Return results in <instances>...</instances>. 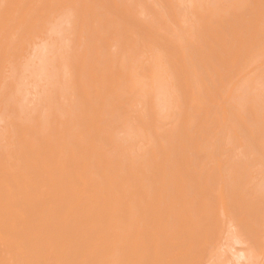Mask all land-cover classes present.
I'll return each instance as SVG.
<instances>
[{"label":"bare ground","instance_id":"6f19581e","mask_svg":"<svg viewBox=\"0 0 264 264\" xmlns=\"http://www.w3.org/2000/svg\"><path fill=\"white\" fill-rule=\"evenodd\" d=\"M6 1H8V0H6ZM76 1L77 2H72V3H75L74 4L75 7H74L73 4H71V1H68V2L66 0L62 1L63 3L66 2V4H69V9H67V10L73 9L72 11L75 13L76 11H74V9L77 7L76 8L77 9L76 13H78L77 16L74 13L71 14V16L69 15L70 16V18H69V16L66 14L67 12H66L65 14L68 17L65 18L66 16H64L65 20H64L63 17H62V19L64 20V22L67 19L68 23H70L71 21H69V20H71L72 15H75L74 16L75 18L72 17V19L74 20L77 17L76 20L78 22L75 21V20L74 21L72 20L73 22L71 23V26H73L72 24L75 25L74 22L79 23V25L76 24L77 29L79 31L83 30L84 32H86L87 36L84 33H82V32H79L78 34L80 35V33H81V35L82 34L83 35L82 36L81 35L78 36V34L75 33V31H74L75 28H73L71 26H69V27L67 26L66 29H68V28L72 29L73 28L74 30L73 29L72 30L74 31V34L72 33L73 31L70 30V29H68V31L70 30L71 34L68 33L67 30H65V31L69 35L64 33L65 31L63 33L65 35H67V36H71L73 38L72 41L75 40V42H73L74 44L72 43L73 44L72 48L69 47V49L70 48L73 49L74 45L78 46V44H79L78 41H80V43L83 41L82 43H84L85 39L89 38L88 40L86 39V42L82 45L83 48L81 47L82 43L79 44L80 47L78 46V48H81L80 51H78V49L76 50L77 47H74V48H75V52L76 51H78L76 53L80 52L81 56L83 54H85V55L87 53L89 54L90 49H91L90 59H93V58L94 59L91 61V60L87 59L86 56L84 55L85 58L81 57V59L79 60V58H80L79 57L80 55H79V56H77V57H79V58H77L80 61L79 62V61H77L76 56H75L77 54H75L73 50L71 51V49H70L71 52L70 51L69 52L72 53V54L70 55V58L68 57L69 58L68 59L64 55V52H65V54H67L66 53L67 51L64 50V52H62V48H61V53H63V54L58 53L59 52L58 50H60V49H58V45H56L58 42L56 43L55 41H52V40L59 39V38H54V39H51V41H52V45L56 43L54 45V46H56L55 47L56 49L53 46L51 51L53 49L55 51L58 49L56 53H58V55H59V60H61L65 56L64 57V61L65 60L67 61V59H68L67 65H68V63L70 64L68 66L69 68L72 65H74L75 62H78L77 67H79L80 63L81 64H84V63L87 64L88 61H91L88 64H90V63L93 64V65L95 64L94 65L95 67L97 66L96 65V63H97L98 64V66H97L98 69H100V66H101V68H103V70H99V72L102 71V72H100V73H102V75H104L105 66L108 65V64H106V65H103V64H105L107 61L111 62V63L113 61H115L116 63H118L117 65H122V66H120L121 68L118 66V70L119 71L121 70L120 72L123 71L122 73H123L124 76L121 75V77H124L127 80V77H128L127 73L129 72L128 66H129V63H131L130 61L136 60V58L139 57V56H140V58L142 56L141 59L145 58V57H143V55H140V52L142 53V50L141 51L140 50L137 51L138 48L136 49L135 47H137V46H142V47L144 46L145 47V45H143V44L139 45V44H141V43H143V41L145 42L147 40V42H145V43H148L149 45L152 46L150 50L153 49L152 50L153 51L152 52L153 57L151 56L152 59H155V58H157V60L159 59L158 63L155 61L157 64L154 61H151L150 63L154 62L153 65L156 64V65L161 66L159 68V70H158L157 69L158 66L155 65L156 66L155 67L156 68V72L154 70V73H156L158 75L159 73H161L163 71L161 73L162 75L161 74L158 75V76H161V78L160 77L159 78L156 77L157 75L155 76V75H153V72H151V74H152L151 76L152 77L148 74V76L151 77L150 79L153 80L155 78L154 79L155 81H157V80L159 81V79H161L160 80V82H161V81H164L165 80L164 79L165 76L168 75V78H170V80L167 79V77H166V80L167 81L169 80V82L167 83L166 80H165L164 83L165 84L167 83L169 86L167 87L165 84H164L165 86H163V85L161 86V83L163 84V82H161V83L158 82L160 84L158 86H161V88H163L162 90L160 89V91H163V92L165 91L166 93L169 92L168 95L171 96V100H172L173 97H174L173 98L174 101H175V99L178 100V101L182 100V102L180 101V102H177L178 104L176 103V108H179V106H181L182 103H185L183 101V99H186L185 101L187 103V100L190 97V99L192 98L193 100L192 99H191V101H190V99L188 100V103L190 101L189 105H192V104L196 105V103L192 102V101L195 100L196 102H199L197 104L198 105L200 104L199 106H201V107H199L198 105H196V106L201 108L202 110H200V111H203V112L202 113L198 112L199 115L195 114L196 117H194V114H192V113L194 112L193 111L194 108H196L195 105H194L195 107L192 105L194 108L191 107L193 109L191 111H193V112L190 111L191 108H188V106H189V105H187L188 103L187 104L185 103V106L187 105V108L186 107H185V109L183 108L185 112H182L183 110L181 111L180 108H179V110H180L179 113L180 114L183 113L182 115L185 116V121L182 118V115H180V118L183 119V120L180 119L181 120L180 121L181 124L177 123L174 120H172V121L175 122L176 126L178 124L181 125V126L183 124L186 125L184 127L182 126V128L186 127L189 130L187 132L185 131L186 133L183 131L182 132L183 134H182L179 131H177V128L175 129L173 127L175 129V132H179L181 135L180 134L177 135L178 133L177 134L174 133L173 128H172V131H173L174 135L173 134L171 135V133H169L170 134L169 135L168 134L169 129H167L166 127H165V129L162 128L163 129V133H164L165 130H168L167 132L165 131V133L168 134L166 140L169 141V142H167L168 143L167 145H166V141H164V144H162L163 141L161 139L164 138V137H162L163 133H161L162 135L160 136L159 135L160 132L158 134L156 128H155V130L150 132L151 128H153L151 125L154 126V125L158 124L157 127L159 125H161V127L162 126L164 127V125L166 126V122H165V124H161V119H160V123H157V122L153 121V118L154 119L158 118V117H156V114H155L156 111H158L157 114H160L159 112L163 111L164 107H165V110L163 111V113H165V115H167L168 111L170 110V109H167V108H169L171 106H170V104H168L169 107L165 106V103L168 101L167 97H164L165 100L162 99V97L159 98L160 94H158V91H159L160 87L158 88L156 86L157 84L154 82V80H153V82L156 85H154L151 82L152 83V84H150L151 87L149 86V82L146 83V85L148 84L147 85L148 87H146V85H144L145 83H143V82H145V79H147V77H146L147 73L146 72L149 73L148 70L150 69V66H151V68L154 69V67H152V64L148 63L151 59H150L149 55L147 54L148 57H147V59L146 58L145 59L148 60L147 63L150 64V65H148L149 69L147 67H145L144 69H147L145 72L142 69V74H143V72H144V74L145 73L146 74L145 75L143 74L144 76L138 77L140 80H141V78L144 77L143 78L144 80L142 79L143 82H141L142 84L140 86V87H143L142 88L143 90L141 88L140 89H136V90L134 89L135 92L132 91V92H134V94L132 96H133V99H134L139 94V93L135 94L137 90L138 91L141 90V92L143 91V93H141L139 91L140 94H143V95H145L148 92L146 94L148 97L150 96L148 94L152 95V93L153 94L155 93L154 99H153V96L152 97L150 96V98L152 100L151 104L153 103V107H151V111L149 110L151 113L152 112L154 113L153 110L155 109V113L154 114L152 113L153 117H151V113H147L149 108H146L145 111L147 110L146 111L147 115L149 114L150 117L152 118V119H150L152 124L150 123L149 124L150 126H148L147 125L148 123L146 122L147 124L143 125V124H140L141 122L139 120H136L137 123H139V125H141V127H142V125L146 126V127H143L142 131L140 129V132H137L139 129L138 130L136 129L137 131H135V133H138V135H145L144 137H147V139H148V137H150L151 140H152V137L154 135L156 136V134H158L162 138L159 140L158 139V137H159L158 135H157L156 138L161 142L160 145H163V146L159 145L160 142H158V140L155 139V137H153V138L158 143L157 144L155 142L156 145L154 144V141L151 142V143L154 144V145H152L150 143L149 139H148L150 144L148 143V141L146 143H148L150 145V147L148 146V148L145 149V150H148L149 148L151 149L152 146L154 147V146H158L159 145L158 147H156L158 149H155V150L153 149L154 153L156 155H155V157H153L154 153H153L152 156H149L150 154H148L150 159L146 157V160L149 159L150 160V161L148 160L149 163H148V161L145 160V157H143L142 159H144L146 164L142 160L141 161L143 163H140L141 161L139 160L140 162H138V163H140V164H138V165H137V162L134 164V162L132 161L134 159V156H133V158L131 160V156L133 154L130 151L127 150V152L130 154V156H129L130 158H128V156H127V158H128V160H130V162L132 161V164L129 163L131 166H129L127 164V166H129V168L128 167L127 168H128V170L129 169L130 170L126 171L124 169V171H125L124 172V171L119 169V167L120 166L122 167V165L124 163L123 157H122L123 155L121 156L120 151L122 153H124V155H127L125 153V151H123V150H126V149H123L124 148L122 146L123 143H122V145L121 144L118 145V143H121L120 141L122 139H123L122 142H124V143L126 141H129V140L124 141L127 137L126 138H123V137L121 138V136H120L121 134L119 135L120 132L118 131L117 133H118V136H120V137H118V141L119 142L117 143V146H116L115 145L116 143L114 141H111V140L115 139L117 134L113 136V135H111L110 131L112 132V130H113V132H114V129H115V125L113 124L114 122L116 123V127H117V124H120L119 120H121V118H122L121 116L122 115L119 114L118 111L120 109H122L123 104L125 103L124 102V97H122V96H125L126 93H127L128 97L127 96L126 97L127 98H131V95L129 94L130 95V97H129L128 91L126 92V91L123 90V89L128 88V86L125 85L126 87L123 88V86L120 85V84H123L121 82L123 81L124 78H121L118 75H117V77H118L117 78L114 75V74H118V72H119L117 70V67H113L114 69H116L117 72L113 69V72H116V73L112 74V76H110V74L113 73V72H111V73L107 72L109 77H108V75H105L106 76L105 79H108V81L110 82L111 81L110 77L111 78L113 77L112 81L113 80L114 81L115 80L118 81V79L121 78L122 81L119 82L120 81L119 80L118 81L119 84L116 85V83H114V85H115V87L118 86L117 88L121 87L120 89L122 91L120 89L118 90L117 88H114V90H113V87H112L111 92H110V88L109 89L105 88L106 86H108V87L112 86V84H109L108 82H106V84H105V81H107V80L103 79L105 81L102 80L103 82H100L101 85L99 86L100 83L98 84L99 79H97V77L98 76L100 77L101 74L98 73L96 75V73L98 72L97 71L98 69L96 70V68L93 65L90 64L91 66H93V68L91 67L93 69L92 75L94 73V69L96 70L95 74L93 75L94 77L92 75H90L91 74L90 73V69L91 68L89 67V65H86V66H88L87 68H89V69H87L85 67V64L82 65V67L86 68L89 71V76H91V78L93 77L95 79H90V77L87 78L88 72H85V73L82 72V70H84V69H81L82 67L80 68V70H81V72L84 75L82 73H81V75L85 76V74H86L87 75L86 77H81V75L78 72H76L77 70L79 71V68L77 69V67H76L75 69H77V70H73L72 68L75 67V66H73L70 69H72L71 70L72 71L71 72L72 75H74L73 71H75L76 75L78 73V75H77L78 77L80 75L81 78L85 79V81H83V79H81L84 82V84L85 83L87 84V82L90 83V81L92 80V83L87 84V85H92L93 84V87H94L96 82L98 84L97 85L98 87H101L102 83L104 85H106V86H104V88L102 87L103 90H102V88H97V87H94V88L100 89L103 92V95H104V93L106 95L110 94L108 97L111 100H113L117 96L119 97V95L122 94L121 97L123 98L122 99L123 102H122V100H120L121 97L118 98L123 103V104L121 103L122 106L119 105V103H120L119 100L116 99V103L114 101L115 99L113 100L114 104H117V102H119L117 107L119 106L120 108H118V110H115L117 107H116V105H114V107H116L115 109L113 108V110H115V112H112V114L114 113L116 117L120 116L119 120H116L117 118H115L114 114H113L114 117L110 116L112 114H111L109 108L112 107L113 105H111V103L108 102V100L102 99L103 96L97 97V94H98V92L100 90L99 91L97 90L98 92L96 91L97 94L95 92L96 95L92 94V98L94 96V100L96 99L95 97L100 98V100L97 99L98 102L96 103L97 100L94 101V100H91L92 98H90L91 93L94 92L95 89L92 87L93 90L91 92V89L89 90V88H91V86L90 87L88 86L89 88L87 87L88 88L87 90H89L88 92H91V93H88V92H86L87 91L86 88L85 89L83 88V87H86L87 85L83 86L84 84L82 83V81L80 79L77 80V78H78L77 76H75V75L73 76V77L76 78V80H75V78L73 79V77L70 78L69 74H67L68 72H70L69 69L67 68V65H65V66L63 65V64H66V61L64 63L63 60H61L62 63H63V64L61 63L62 65L59 64L57 61H55V63L57 62L59 65L62 66L61 67V66H59L57 64L58 67H61L63 69L62 70L60 68L59 71L62 70L61 71L62 73H63V71L66 72L65 73L66 79H64V73H63V75H60L61 72H60V74H59V72H55V71H58V70H56L57 66L54 65L55 68L53 67V64H55L54 63V59L50 60L52 57L56 58L55 57L56 53L51 54L54 51L51 52V53H49L50 51L47 52V53H49L51 55L49 57V55H47V54L45 56H43L44 52L41 51L43 53V54H41L43 56V58L40 55L41 58L38 57V59H44V57L47 56L44 61L45 62L47 61L46 64L48 66H50L48 63H51V66H52V68H50L49 72H48L46 69H48L49 67L42 61V63H44L46 65L45 66L43 64L44 65V67H43L44 70L43 71H46V73L48 72L50 74H52V72H53V74L55 73L54 75L53 74L50 75V74L47 73V76L49 75L50 77L56 78V80H57V78H59V80H60L61 77H62L63 80H66V81H68L69 78L71 80H73V81L75 80V83L74 82L71 83L72 87H70L71 86L70 85L71 81H69V84H66L65 90H67L69 88H71V89L74 88L73 87L74 85L75 86L78 85V88L75 87V89H73L74 91H77V92H75V94H73L71 92V91H73L71 89L67 90V91H69V93H71V94H69V96H68V94L66 95V93H68V92L64 93L66 96H63V97H66L65 98V100L67 102L66 103L65 100L61 101L60 97L58 96V94L62 91V87L63 86L62 87L60 86L61 87L60 88L61 91H59L58 94L56 93L57 95L55 94L57 97H55V95H53L54 97L51 96L54 93L55 90H57V89L59 90V85L60 84L61 85L63 84L64 87H65L64 82L66 83V81H63L61 79L63 81V83L60 80L59 82H61V83L59 84V82L58 83L57 82H53V81H55L53 78L49 79L50 77H48V80H50V81H48L49 83L47 82L48 83V85L46 84L47 86L45 84L41 85V83H40L39 86H36L34 84V86H33L34 91H33V89H30L33 92H35V86L38 87V88L40 86H41V88H42V86L43 87L46 86L45 90H41V91H43L42 95H44L45 97L48 96L47 94H49L46 89H48V90L51 89L52 90V88H53V91L51 92L52 94H49V96L52 97V99H51L52 103L50 102L51 104L47 102V101L50 100V98H49V100H47V98H44V96H42L41 94L40 95L42 97L38 95L40 97L39 98L40 100H38L37 97H35L36 98L35 100L36 101L38 100L36 102V105H37V103L40 105L39 102L44 100V99H46L47 101L46 102H42V103L44 105H45V103H48V106H49V107L47 106L49 111L46 114L44 112V109L45 108L47 109V107L43 108V106H44L43 104L41 105L42 106L41 108H43V110L42 109H41V111L39 110L40 112L39 111L38 112L34 111L35 114L39 113L40 116H38V114H36L37 117H33L34 114H32L33 115L32 117L34 118V120L35 119L37 120L35 125H37L36 127H38V130H36L35 125H33L34 123L33 124H27V122H24L28 126L29 125L30 126L33 125L35 127V129L33 127H30V128L27 127L26 128L24 126V123L22 122L23 126L26 129L24 127H22V125H20V127H19V125H18V127H14V128H17V132L20 129H22L21 130L22 132H23L24 129L25 130H24V134L21 135L19 133L20 137L18 139L16 138L15 139L16 141H13L14 142L13 145H12L11 141H10L11 143L10 142L9 143H5V142H8V141H5L4 142L6 144V146H5L4 143L0 140L1 143H3L1 145L2 146L4 145V148H7V146H9L10 148H11V146L14 147L15 146V142H16V145L18 143L17 147H19V143H22L21 145L23 146V147H21V145H20L19 150L16 149L15 147L12 148V149H6V150H11V151H9L10 153L8 152V153H6V155H4L5 153H3V151L5 149L2 146H0V150L4 149L3 151H0L1 152L0 153V169H1L0 172H2L4 174L7 172L6 176L8 175L6 178L0 177V178H2L0 180V204H1L0 207L2 208V209L0 208L1 209L0 210V213H1L0 214V219L3 220V221L5 219V221L3 222V225H2V223H0V264H213L215 262L214 259H216V262H217L218 259L219 260L221 259L222 253L224 254V253H230V252L234 256L235 259L233 261L236 260L235 261V262H237L236 264H264V113H263V115L261 114L262 113L261 110L263 109V107L261 106L262 109L261 108L259 109V107H258V104L261 105L260 103H262V102L259 103L258 101H260V98L262 97L261 96V92L264 95V92L262 91L264 89V87H262L263 89L259 87V91H260V89H262L260 92L258 91L260 93V95H259L260 98H258L259 99L258 101L256 100V101L253 102L254 106H252V107H250V105H249V107H246V106H248V104H246V105L244 104V106H243V102L244 101L242 102V101L239 100L240 103H242L241 107H243V108H240L241 110L243 109L241 111L240 109L238 110V107H240V105H239V103H237V101L235 102V104L232 101H230L229 103H225L226 101L232 100L231 98L229 99L231 93H230V91H228L231 88L228 85H230L232 83H228V82H231L233 80V78H232L233 76H232L231 77L232 79L230 78L231 80L229 79V81L226 82L228 79L225 80L226 79L225 76H227L228 78H229V76H231V73L229 71L235 72V74H236V72L238 70L240 71L243 68L245 69L246 66H249V60L252 59V57H254L253 61L255 60L254 62L257 64L258 63L257 62L258 58H261L262 53H264L263 52L264 50H262L263 47H264V2H263L264 0H261V1L256 0V2H255V0L254 1L253 0H236V1L235 0H227V1L226 0H219V1L217 0L218 3H216V2L212 3V4H215V6L213 5L211 7V5H209V7H210L209 9L210 10L207 8L208 4L211 2L210 0H209V3L207 2L208 0H190V1H192L191 4L188 2V5L190 4L189 5L190 7L187 5V2H185L187 0H185V1L184 0H175V1L174 0H170L171 1V5H173V6L175 4H177L176 2H178L179 5L177 4V6H179V8L182 7L184 9L186 7L182 11L180 9V11H181V13L185 12V11L187 12V13H185V16H187L186 18H188L187 19L188 21H186V20H185V22H184V20H182V21L187 25L188 28H189V25H190V27H192V26L194 27V25L195 26L197 25L196 27H194V29L191 30V28H190V30H189L187 27H185L186 25H184V23H181L182 25H179V26H182L181 28H183V27H185V29L187 28V30H182L183 32L180 31L183 34L179 33V35L182 34L183 37H181V35L180 36L179 35L176 36V32L171 28L172 26L170 27L168 25L170 32H165V33H164L162 28H159L160 24L163 23V25H164V23H166L165 11L162 10V11H164V14H162L163 12H161V10H160L161 7L160 6L162 5V9H167L166 11H168V7L171 6V5L167 6V4L170 3L169 0H166L167 4H166V2L164 3L163 0H162V2L159 1V3H158V0H79V3H78V0H76ZM1 2H3L2 3L3 5L0 4L1 7L6 5L3 8L4 9L5 8L6 9L9 8L8 10H10V11L12 9L13 12L15 11L13 9L16 8L17 4L18 5L21 4V0H20V2L17 0L18 3L15 2L16 6L12 5L14 1L11 2V0H10V2L8 1L6 3H4L3 0H1ZM41 2L43 4V3H45V0H43ZM53 2H56V0L55 1L53 0ZM62 2H61V4H62ZM174 2H175V4H174ZM225 2H227V3L225 4ZM8 3H10V4H8ZM38 3H39V1H38ZM51 3H52V1H50V3H49V0H48L45 4L47 6V5L51 4ZM180 3L185 4V7H183L184 5L180 6L181 5ZM23 4L26 5V4H28V2H26V4L25 3H23ZM45 4H44V11L46 10ZM52 4H55V3H52ZM193 4H194V7H193ZM29 5H31L30 7H32V4H29ZM29 5L27 6V9L29 8ZM35 5L33 7L34 9L33 8H30V9L33 10V11L36 10V11H34V15L37 14L38 12L41 14L42 12H40V9L42 11L43 7L40 6L41 8H39L38 7L39 5H37L36 7H38V9H39V10H37V8H35ZM51 5H49V6L53 7ZM63 5L64 4H62V6ZM21 6L23 7L22 4H21ZM49 6H47V7H48V9L51 10V8H49ZM70 6L71 7L73 6V8L70 9ZM157 6H159L160 8H157ZM165 6H166V8H164ZM173 6L169 7V8L170 9L172 8L173 10H174V8H175V10H179V8L176 5H175V7H173ZM60 7L61 6H59L58 8H60ZM187 7H189V8L193 7L194 9L197 8V11L199 9L198 13H197V11L195 13L197 15H199L200 11H201V14L203 12V14H202L203 16L199 15L197 17L195 15L197 18L195 17L196 20L192 21L194 17L188 16L190 11L187 9ZM62 8H61V10H62ZM2 9H0V10H2ZM4 9L2 11L8 12V10H4ZM18 9H20V8H18ZM54 9H56V7ZM65 9H66V7H65ZM25 10H26V8H25ZM25 10L24 11H19L18 10L19 12H22V13L24 12L23 13L24 15L23 14L20 15L19 12H17V10L15 11V13H12V11L8 12V13L13 14V16H11L10 14H8V15H10V16H8L7 13H5V12L4 13L0 12V31L4 32V30H6V32H8V33H5L4 36H2V38L4 37L3 42L2 41H0V42H2L3 44L5 43V45H6V43L7 44L11 43L13 41V39H14L13 37H14L15 32L17 31V33H16V35H17L18 31L20 30V29L16 30V28H19V27L22 28L21 24H20L21 20L23 21L24 18H25V20H27L26 18H28V17H26V16H29L30 12H31L30 14H32V16H33V13H32L33 11H30V10L25 11ZM61 10L59 11V13L61 12ZM173 10L169 11L172 14L170 16L172 17V16H174L173 14H175V16H174L175 18H172V19H176V17H179L178 14H180V13H178V11H173ZM28 11H30V12H28ZM205 11H207V12H205ZM26 12L28 13V15H27ZM46 12H47V10H46ZM46 12L44 14L42 13V15H44V16H41V15L37 14V15L41 16V17H39V16L36 15L38 17V19H35V17L33 16L34 19H35V20H33V17L31 16L30 18H28L27 21L30 23L31 19H32L33 23L31 22L32 23L31 26H33V24H35L34 21L37 20V23H38L39 18L41 19L42 17H45L48 13L52 14V12H50V11H48L47 14H46ZM64 12L65 11H63V13L62 12L61 13L64 14ZM175 12H177L178 14L175 13ZM227 12L228 13L230 12V13L226 14ZM16 13H17V15L15 16ZM53 13H55V12H53ZM61 13H60V15H62ZM140 14H144V17H145V15H147L148 16L147 19L149 18V21L146 22V18H145V21H144L143 18H142L143 21H141V19L139 18ZM176 14L178 16H176ZM48 16L49 15H47V21L45 23L48 22V18H49ZM170 16L168 15L169 19L171 20ZM181 16H183V15H181ZM192 16H194V14H192ZM58 17H59V15H57V19H58ZM141 17H142V15H141ZM164 17H165V19H164ZM200 17H202V18H200ZM205 17H207V18H205ZM68 18H69V20H68ZM179 18H181V17H179ZM191 18H192V20H191L192 23L189 21ZM209 18H211V19H209ZM52 19L53 18L51 16L50 19H49V22ZM54 19H56V18L54 17ZM199 19L201 21H199ZM208 19L211 20L213 23L218 22L221 27L223 26V29H221V30H224V28H225V31H220L221 27L218 24H216L217 27L214 26V27H216L215 29H212L211 28V26H213V25H211L212 22L210 21L211 24H208ZM215 19L216 20L217 19L218 20L221 19V20L220 21H218V20L215 21ZM169 21H167V22H169ZM174 21L178 22L179 19H176ZM4 22L9 24V25L5 26ZM23 22L26 23V21H23ZM53 22L54 23H51L53 25L58 23V22L55 23V20ZM153 22H156V24H158V28H156L157 26H155L153 24ZM157 22H160V24L157 23ZM187 22H189V23H187ZM195 22L197 24H194ZM17 23H18L19 26L17 25ZM173 23H176V22H173ZM206 24L208 26H206ZM231 24H232V27L230 26ZM16 25L18 27H15ZM35 25H34V27H36ZM61 25H62V27L65 26L64 24H61ZM163 25H162V27H163ZM38 26H42V25L38 24ZM44 26L45 27L48 26V28H50L49 25L45 24ZM44 26H42V27H44ZM164 27L167 28V26H164ZM44 28H42V30ZM166 28H165V30L167 31L168 28L167 29ZM229 28L231 29V31L227 32V31L230 30ZM156 29H158V30H156ZM161 29L163 31L161 33H163V35L165 34L164 36L162 35L163 38L161 36V33H160L161 37L158 36L159 35L158 32L161 31ZM227 29H229V30H227ZM37 30H39V29H37ZM52 30H54V29H52ZM13 31H14V33H13ZM60 31H62V30L60 29ZM154 31H156V32L158 31L157 32L158 35H156ZM35 32L38 33L37 31H34V34H35ZM152 32H153V38H152V40L150 39L148 41L149 38H148L147 35H151ZM173 32H175L174 33L175 37L173 36L174 38L172 36H170V33L172 34ZM166 33H168V36H170L169 38L172 37L171 38L172 40H167V38H164V37H166ZM32 34L30 33V35H31L30 37L31 38H33ZM50 34H51V32H50ZM57 34H59V33L57 32ZM75 34H77L76 37H75ZM2 35H3V33H2ZM53 35H54V37L56 36V34H53ZM48 36H50V35H48ZM48 36H47V39H48ZM67 36H65V38H67ZM142 36L143 37L146 36V40H145V38H143V41L141 42ZM156 36H158V37L156 38ZM21 37H23V36H21ZM77 37H78V39H77ZM81 37H82V39H79ZM83 37H86V38L83 39ZM177 37H179V38H177ZM0 38H1V36H0ZM24 39L25 38H23L22 40H24ZM27 39H30V38H27ZM69 39H71V38H69ZM173 39H175L177 42L174 41ZM16 40H15V42H17ZM66 40H68V39H66ZM194 40H196V41H194ZM76 41H77V43H76ZM20 42H23V41H20ZM20 42L18 44H20ZM27 42H28L27 40L24 41V43H27ZM64 42H66V41H64ZM152 42H153V44H152ZM180 42H183L182 44L184 46L182 45V47H181V45L179 44ZM49 43L51 44L50 41H49ZM49 43H47V44L49 45ZM69 43H71V42L68 40L67 44H69ZM154 43L158 44L159 47H155ZM14 44L12 43V45H14ZM27 44H29V43H27ZM32 44H34V43H32ZM204 44H206V46H203ZM107 45L108 46L110 45L111 47L114 46V47L111 48V47H108ZM11 46H9V47H11ZM24 46L25 45H23L22 47L25 48ZM102 46H103V48H105L104 51H107L108 50L107 48H109L110 51H108V52H110V53L107 54V52H104V53H106V55H105L103 52H101V51H103ZM132 46H133L132 50H133V52H135V54L134 53H132V54L130 53L131 52L130 47H132ZM175 46H178L179 49L176 48ZM14 47H15V45H14ZM33 47H34V45H33ZM63 47L65 48V46H63ZM115 47H116V51H115ZM127 47H129V48L127 49ZM160 47H163L164 49H162ZM26 48H28V47H26ZM36 48L38 50L40 49V48L36 47V45H35L34 49H36ZM48 48L50 49V46ZM66 48H67V46H66ZM156 48H157V50H156ZM1 49H0L1 54H2V51L4 52V54L3 55L0 54L1 55L0 57L4 58V57H6V56H4L5 55V51L8 50V48L6 50L3 49L2 51H1ZM99 49L100 50L102 49L100 51L101 53H103V54H101V56H98ZM165 49L169 50V51L166 50V52L169 55L172 53V50L173 51L176 50L175 53H177V54H174V52H173V54L175 56L177 55L178 57L177 56L173 57V54H171L170 55V56H172L171 60L174 58V61L176 62V60H178V58H179V61L185 63L184 68L186 67L187 71L189 73L186 71V69L184 70L182 68V66H181V68L185 72H187V74L191 75V78L192 77L193 78L190 79V80H187L188 77H190V76L189 75H185L186 73L184 74L183 70H182L183 72L181 70H180L181 72L179 71L180 74L182 73L181 76L179 74H176V78L178 77L177 75H179L180 78L182 76L183 77L184 76L185 77L188 76V77H186V81L183 80L181 82L182 78L181 79L177 78V79L182 84V87H184L183 85H186V87L188 88L189 85L192 83L193 87L191 88V85H190V87H189L190 89L188 88V91L192 90V91H190L191 94L189 92L187 93V88L186 87H185L186 88V90H185V88L183 89L181 86H178V85H181V84H179L178 81H177L178 83L175 82V85H172L173 81H174V79H172V78L173 77L175 78V75H174L175 73L171 72L172 71L171 68L173 66H175L174 71H175L176 68L178 70V69H180L179 67L182 64L180 62V65L177 64L178 65L177 66L175 64V65L171 66V68H170V64L168 63V60L170 59V56L169 55H167V56L164 55L165 53H163V52H165V51H163V50H165ZM11 50H12V48H11ZM45 50H47V49H45ZM96 50H98V51L96 52ZM113 50L115 51V53H114ZM144 50H146L148 52L146 47L144 48ZM260 50H262V51H260ZM23 51L26 52V49L22 50L21 52L23 53ZM87 51H89V52H87ZM92 51H94V52H92ZM112 51H113V53H111ZM36 52H37V50H36ZM137 52H139V54ZM180 52H181V54H180ZM253 52L257 56L258 55H261V56H259L257 58V56ZM13 53H16V51H14ZM70 53H68V55ZM91 53H95L96 57H95V54H94V57H91L92 56ZM27 54L29 55V53H27ZM37 54L38 53H35V58H36ZM60 54H61V57L63 55L62 58H60ZM152 54H150V55H152ZM179 54L181 55L180 57H179ZM13 55L16 56V54H13ZM147 55L145 54V56H147ZM97 56L100 57V58H103V59H100L97 62V59H98ZM168 56H169V58H168ZM249 56H252V57L249 60H246V62L248 63V64H246L245 60L243 61L242 58L248 59ZM11 57H12V54H11ZM11 57H9V58H11ZM48 57H49V59H48ZM87 57H89V55H87ZM9 58L7 59L8 60L7 63L9 62ZM27 58H28V56H27ZM65 58H67V59H65ZM104 58H105V60H104ZM262 58H264V57L262 56ZM18 59H20V58H18ZM22 59H25V58H22ZM70 59L74 60L73 64L70 62L71 61ZM83 59L84 60L87 59V61L85 60V62H84V61H82ZM0 60H2V59H0ZM28 60L29 59H27V61ZM35 60H37V59H35ZM94 60H96V63H95ZM103 60H104V62L102 64V62H100V61H103ZM171 60L169 62H173ZM236 60H238V61H236ZM261 60H263V59H261ZM5 61H6V59H5ZM12 61L13 60H11V63H12ZM48 61H50V62H48ZM165 61L167 63H165ZM179 61H177V63ZM234 61L236 62V66H237V63L239 61H243V62H240L241 65H240V63H238V66L236 67ZM23 62H25V61H23ZM29 62H30V60H29ZM38 62H41V61L38 60ZM52 62H53V64H52ZM115 62H113L114 64L112 63V66L116 65ZM143 62L141 61L142 64H144ZM254 62H252V63L255 65ZM261 62L264 63L263 61H261ZM261 62H259V63H261ZM16 63H17V61H16ZM111 63H109L108 66L112 67ZM138 63L139 62H136V65H138ZM147 63L145 62V64H147ZM161 63L165 64L164 65L165 67ZM242 63L243 64L245 63L244 66L245 65L246 66L244 67ZM252 63H251V65H252ZM12 64L14 65V63H12ZM24 64H26V63H24ZM24 64L22 63L23 66H24ZM34 65H37V62L34 61ZM34 65H33V67H36ZM166 65H168V67H166ZM239 65L243 66V67L239 68L240 67ZM259 65H260L259 67H260V71H261L262 70L261 67L263 65L262 64H259ZM2 66L4 67L6 65L4 64ZM28 66H31V63L28 64ZM38 66H39V63H38ZM63 66L66 67V68H64ZM130 66H131V64H130ZM6 67H9V66H6ZM16 67L17 66H15V68ZM45 67H46V69H45ZM162 67L165 68V69H162ZM224 67L225 68L228 67L229 70H227V72H226L227 75L225 74V76H224L225 79H221V77L225 73L224 72L225 71ZM251 67H249V68H251ZM255 67H257V66H255ZM10 68L13 69V72H15V70H14V68H12V66ZM10 68H8V69H10ZM167 68H169L171 71L170 70L168 71ZM222 68L224 70L223 72H221ZM235 68H237L236 69L237 71L236 70L232 71ZM18 69H17V71H18ZM34 69L35 68H33V70H32L31 67H29V71L32 72V73H33V71L36 72V70H34ZM38 69H39V67H38ZM64 69H68V70L65 71ZM110 69L108 68L107 70L109 71ZM256 69H259V68L257 67ZM256 69H254V70L251 69V70L255 72ZM27 70L26 69L24 70L25 74L29 73V71L27 72ZM139 70L140 69L138 68L137 71H139ZM177 70L175 72L178 73ZM263 70H264V68H263ZM4 71L5 70L3 69L2 76H0L2 78H3V75L6 74V73H4ZM19 71H21V69ZM111 71H112V69H111ZM130 71H131V68H130ZM166 71H168V72H166ZM239 71L237 72L238 74L242 73V71H244V70H241V72H239ZM252 71H249V72L251 73ZM257 71L260 74V71L259 70H257ZM11 72L12 71L9 72V75H11L10 74ZM22 72H23V70H22ZM157 72H159V73H157ZM197 72H200V73H197ZM215 72H217L218 75L215 74ZM228 72H229L230 75H228ZM16 73H18V72H16ZM24 73H23L22 77L23 78L25 77V79H26V76H24L25 75ZM37 73H38V71H37ZM43 73H44V75L46 74L45 72H43ZM124 73L127 74L126 77H125ZM135 73L133 74V76H135ZM169 73H171V76H170ZM263 73H264V71H263ZM38 74H40V73H38ZM56 74L59 75V76L57 77ZM235 74H234V78L239 77L238 74L237 75H235ZM261 74H262V72H261ZM6 75L8 76V74H6ZM29 75H30V73L27 76H29ZM102 75L100 77L101 79H102ZM113 75L115 76V79H114ZM163 75H165V76H163ZM246 75H249V74H246ZM246 75H245V77H246ZM263 75H262V77H264ZM12 76L14 77V75H12ZM15 76H17V75H15ZM47 76H45V77H47ZM105 76H103V78ZM136 76H138V75H136ZM243 76H244V74H243ZM34 77H35V81H36V79H37L36 75ZM42 77H43V75H42ZM67 77H69V78L67 79ZM130 77H132V71L130 73ZM185 77L183 79H185ZM196 77H200V79L202 78L203 81L205 80L204 83H203V81L200 82L199 78H196ZM213 77H216V78L220 77V79H219V82L221 81L220 85L222 84L223 80L226 82V84L228 83V85H226L225 82L223 81L224 82V85H223L224 91L226 89V87H224L225 85L229 88L226 91V95L228 93H230L228 96H226V95H224L222 93V95L224 96L223 97L220 94V90H221L220 87L222 85L219 86V82H218V79H217L216 80V84H218L220 89L217 88L218 86H216L215 81H214L215 78L213 79ZM224 77H222V78H224ZM260 77L261 76L257 77V76L253 75V79H252V77H251V79L254 80V78L256 79V78H260ZM4 78H6V77H4ZM7 78H6L5 81H7V80L9 81V78H12V77H9L8 79ZM20 78L21 77H18V78L15 77V79H17V80H19ZM241 78L242 77H240V79ZM25 79H24V81H26L28 79H31V77H29V78L27 77V79L26 80ZM101 79H100V81H101ZM244 79L245 78H243V80ZM246 79H249V78H246ZM2 80H4V79H2ZM21 80H22V82H20V83H22V84L18 85L19 90L17 89L18 90L17 93L20 92L21 96H22V94L25 93L26 89L21 90L20 86L24 85L23 84V79H21ZM21 80H19V81H21ZM37 80L38 81L40 80V82L42 81L41 79H37ZM51 80H53V81H51ZM140 80H137V81H140ZM238 80H239V78H238ZM238 80H237V83H238ZM243 80H242L243 83L246 82V80L245 81H243ZM257 80H255V82ZM260 80L263 81L264 79L262 80V78H261ZM1 81H0V84L3 87L4 83L2 84ZM12 81H13V79H12ZM77 81H79V83ZM189 81H192V82L191 83H187ZM126 82H128V80L124 81V84ZM242 82H241V80H239V84L241 83V85H242ZM249 82L248 83L251 84V80ZM10 83H11V81H10ZM30 83H31V81H30ZM30 83H29V85H30ZM51 83L53 85L55 84V86H56V84H58L56 89L54 88V86L51 85ZM111 83H113V82H111ZM130 83H132V82H130ZM138 83H140V82H138ZM246 83H244V84H246ZM258 83H262V82H258ZM258 83H257V85H258ZM12 84L14 85L15 83H12ZM17 84H19V83H17ZM27 84H26V86H27ZM32 84H33V82H32ZM80 84H81V88H79ZM187 84H189V85H187ZM213 84H215L216 87ZM235 84H236V82H235ZM239 84H236L234 86H238ZM9 85L10 84H7V86H9ZM49 85H51L52 87L49 86ZM67 85H70L69 88H67L68 87ZM119 85H120V87H119ZM5 86L6 85H4V87ZM26 86H23V88H25ZM131 86H132V84H131ZM154 86H155V88H153ZM199 86H200V88H199ZM234 86H233V88H235ZM249 86L253 87V85H249ZM260 86H261V84H260ZM149 87H150V89L151 88H153V89L157 88L158 91L155 90V92H154L153 89H152L153 91L149 90ZM165 87H167V88H165ZM213 87H214V90L216 88V92L218 90V93L221 96L220 95L219 96H215L214 94H212V92L214 93ZM255 87H253V88H255ZM13 88H10V90L13 89ZM28 88H30V87H28ZM82 88L84 90H82ZM134 88H135V86H134ZM137 88H139V87H137ZM145 88H147L145 90L146 93L144 92ZM164 88H165V90H164ZM176 88H177V92H174L173 90L175 89V91H176ZM181 88L183 89V92H184V90L186 91V93H183V94H185V95L190 94L189 97L186 96V98H183L185 95L182 96L183 94H181L182 93ZM204 88H205V91H203ZM209 88H210V90H209ZM237 88H240V86H238ZM256 88L254 90H251L250 92H252V91L255 92ZM0 89H1V87H0ZM7 89L9 90V88H7ZM78 89L80 90V93L78 92ZM115 89H117V90H115ZM166 89H169V91L166 90ZM170 89H172V90L170 91ZM178 89L181 91V93H180V91ZM1 90H2L1 92H3L5 89L2 88ZM106 90H109V92L106 93ZM27 91H28V89L26 90V93H27ZM41 91L39 93H41ZM44 91L46 92V94L44 93ZM83 91H85V93ZM115 91H120L122 93L116 92L119 95H114V94H116ZM150 91L152 93H150ZM208 91H209V93H208ZM81 92H83L82 95L85 94V97L83 96L84 97L83 101L79 100L80 99L79 94H81ZM165 92L163 94H166ZM4 93H5V91H4ZM9 93H10V91H9ZM20 93H19V95H20ZM77 93H79V94H77ZM86 93L89 94V95L87 94L89 96V100H87L88 103L85 105L84 102H86V100H84V99H88L87 98L88 96L86 97ZM112 93H113V95L115 97H113V95H111ZM172 93H175V94L173 95ZM238 93H240V92H238ZM12 94H13V92H12ZM27 94H29V93H27ZM36 94H38V93H35V95ZM76 94L78 95V96H76V97H78V99H74L76 97H73V95H76ZM156 94L158 95V97H157ZM176 94H177V96H176ZM178 94L180 95V97H179ZM209 94H212V96H214V99L215 98L218 99L219 97H222L223 100H222V98H220L222 101L220 99H218V100L215 99L214 100L213 97L211 96V100H212V102H211L209 100L210 99ZM256 94H257V91H256ZM7 95H9V94H7ZM35 95H33V96H35ZM100 95H101V93H100ZM106 95H104V96H106ZM134 95H136V96H134ZM25 96L24 97L27 99V95H25ZM28 96L31 97L30 94ZM70 96H72L73 98H70ZM155 96L157 97V99H160L159 102L160 101L161 102L162 101H164V102L166 101L165 103L164 102L162 103V105H164L163 108H159L160 110L163 109L161 111L160 110H156V108H154V105L158 103V101L155 100L156 99ZM234 96H235V94H234ZM9 97L7 96V98H9ZM148 97L146 99H149ZM176 97H179V98H176ZM187 97H188V99H187ZM204 97H209L208 101L205 100L206 98L204 99ZM225 97L227 99H229V100H227V99L225 100L224 99ZM10 98L13 99V96H11ZM21 98H23V96ZM55 98H58L57 101L55 100ZM9 99H6V101L9 100ZM32 99H34V97ZM59 99H60V101H58ZM133 99H131L132 102H133ZM203 99H204V104H206L205 101H207V103L208 102H210V103H218V104H215L216 108L213 106L214 104H212V105L206 104L207 105L206 108L207 107L209 108L211 106V107H214L215 111H217L219 109V107H221V106L223 107L224 106V105H222L223 103H221V106H220L219 105L220 102H218V101L220 100L221 102H223L225 100L224 104H226V106L223 107L224 109L220 108V111L222 110L221 114H223V111L226 109V112L228 111L227 113L229 115L231 113V115H232V117H230L228 114H226V112H224L223 115L229 116L230 119H228L227 117L224 118V124L223 125L221 124V122L223 123V118H222L223 115H220L221 117H219V118L217 117L218 120L219 119L222 120V121L220 120V123H212V121L214 122L215 117L217 116V114H220L219 110H218L219 112L217 111L218 113L216 114V116L215 115H214L215 117L213 116L214 119L212 121H211V118H212L211 116L213 114L210 115V119H208V120H209V123L211 121V123H210L211 125L212 124H214V125L216 124V126H219L218 124H221L219 126V127H221V129L218 128V129L221 130V132H219L218 136H216V134H218L217 133L218 130H217L216 126H214V127H216V129L214 128V130L212 132H210L212 130L211 127H213V125L212 126L210 125V127H209V125H207L208 123L203 124L204 122L207 121L206 120L207 117H208L207 115L210 113L209 110L211 108V107L209 109L207 108L208 111H209L208 112L207 109L205 108V105L202 103ZM2 100H3V98H2ZM102 100L104 102L106 100V102L109 103L111 106L109 105V108L107 109L108 104L105 102V105H104V102ZM126 100L127 99H125V101ZM135 100L136 99H134V102H136V105L137 104L139 105L140 100H136V101ZM169 100H170V97H169ZM27 101H29V100H27ZM128 101H130V99ZM128 101H126V102H128ZM153 101L155 102V104H154ZM21 102H22L23 105H25L26 101L22 100ZM32 102H34V100ZM91 102H92V104H91ZM93 102L96 103V105L97 104H99V105L96 106V108H95L94 107L95 104H93ZM144 102H145V99H144ZM255 102H257L258 104L256 103L257 105H255ZM4 103L7 104V102H5V101H4ZM9 103H8V105H9ZM81 103H82V105H81ZM100 103H102V104H100ZM179 103H181V105ZM230 103H231V106H229ZM244 103H249V102H244ZM15 104H17V103H15ZM33 104H35V102ZM140 104H142V103H140ZM151 104H150V100H148V104H147L148 107L152 106ZM159 104H161V103H159ZM12 105H14V104H12ZM126 105L127 106L129 105V106L127 107ZM147 105H146V107H147ZM236 105L238 107H236ZM15 106L17 107V105H15ZM15 106H13V107H15ZM26 106L28 107V105H26ZM92 106L95 108L94 110H92V108H93ZM172 106H173V109H174L175 108V104L174 105L172 104ZM21 107L22 106H19V109L17 108L19 110L17 112L20 113V114H22L21 113L22 109H20ZM29 107H30V105H29ZM125 107L127 108V110L130 111L131 114H133L131 112V110H133V112H134L133 115H136V113L134 111L135 109L131 108V105L129 104V102L127 104L125 103ZM129 107L131 108V110H130ZM182 107L183 106H181V109H182ZM217 107H218V109H217ZM22 108L26 112L27 108L26 109H25V107H22ZM35 108H33V109H35ZM199 108L196 109V110L199 111ZM228 108L230 109V111H229ZM256 108H258L261 112H257L258 110H256ZM36 109L38 110L39 108H36ZM113 110H111V111H113ZM166 110H167V112H166ZM31 111H32V109H31ZM45 111H47V110H45ZM123 111H119V112L122 113ZM129 111H126V112L129 113ZM141 111L144 113L143 106H142V110ZM141 111H140V113H142ZM211 111H214V110L211 108ZM13 112H15V111H13ZM25 112H23V113H25ZM104 112H105L106 115L105 114H101V116H100V113H104ZM108 112H109L110 115L107 118L105 116H107ZM213 113H215V112H213ZM1 114L2 113H0V116L4 117ZM98 114L100 116V119H101V117L103 118L102 119V120H104L103 123L106 122L105 125L108 124L107 125L108 127L106 126L107 128H104L105 125H103L101 122H99L100 119H97V118H99ZM26 115H27V113H26ZM28 115H29V113H28ZM28 115L26 116L27 121L28 120L29 121L32 120L33 118L31 119V117L28 116ZM124 115H125V113H124ZM144 115H146V114L144 113ZM144 115H142V116H144ZM154 115H155L156 118L154 117ZM173 115H174V118L177 119L175 117V115L178 117V111L176 110L173 113ZM173 115L170 118H172ZM126 116H127V114H126ZM138 116L140 118L139 113H138ZM7 117H9V116H7ZM14 117H16V115ZM23 117H24V115L22 116V118ZM50 117H53L55 119L57 118V120H55L53 118L50 119ZM109 117H110V119H112V121H114V120L115 121L112 123L111 120L109 119ZM150 117H148V118H150ZM205 117H206V119H205ZM1 118H0V121L3 120ZM58 118H60L61 120L66 121V123H67V119H70L71 123L73 122V120L75 122H73L71 125H69L70 123L68 122L69 126L65 123L64 127L68 126L67 128H65L67 130L63 129V130H65V132H66L65 133L62 130L63 126H61L62 125L61 123H64V122L60 121V123H59L60 119H58ZM71 118H72V120H71ZM104 118L106 120L108 119V121H105ZM124 118H122V120H124L123 122H125ZM127 118H129V117H127ZM131 118H132V116H131ZM143 118H140V120L143 119ZM52 119L55 120V121H52ZM132 119L130 120L131 122H132ZM135 119H137V117ZM200 119H201V122H200ZM204 119H205V121H204ZM49 120L51 121L52 125L48 124V123H50ZM144 120L146 121L147 119L145 118L142 121L145 122ZM168 120H170V119H167V121ZM147 121H149V120H147ZM156 121H158V119ZM162 121L164 123L165 120H162ZM17 122H19V121H17ZM17 122H15V124H17ZM53 122H54V124H53ZM55 122H57V123H55ZM131 122L130 123L128 122V123L131 124ZM135 122L132 123L133 127L136 126V125L134 126V124H137ZM153 122H154V124H153ZM169 122H171V121H169ZM187 122H188V124L190 122V124L189 125L186 124ZM215 122H217V119L215 120ZM74 123H75V127L72 126ZM79 123H82V126ZM97 123L100 126L103 125L102 126L103 129L101 127H99L97 125ZM125 123H127V122H125ZM125 123H124V125H125ZM172 123L173 122H171V124ZM55 124H56V127H55ZM84 124H85V126L87 125L86 126L87 128L85 127V130H86L85 132H86L87 135L85 133H84L85 135H83V133L81 132L82 130H84V128H82V127H84ZM168 124H170V123H168ZM198 124H199V126H198ZM200 124H201V128H202L201 131H200L199 128H197V127H200ZM232 124H234V126H232ZM9 125H10V123L8 124V126ZM46 125L49 126V127H47ZM93 125H95V126H93ZM112 125L114 127H112ZM121 125L123 126V123H121L120 126ZM206 125H207V127H206ZM52 126H53V129L55 127L54 131L57 129L56 131H58V132L52 131V132H54L52 134L50 132V129L52 128ZM78 126L80 128H82V129H78L79 128ZM120 126L118 127L119 129L122 128V126L121 127ZM126 126L128 127L127 124H126ZM236 126H238V127L242 126L243 129H241L239 127L241 129V131H238L239 128H237ZM59 127H60V131L58 130ZM69 127L72 128L71 129L72 130V133H71L72 135H70L71 138L73 137L74 133H78V131H79V133L81 132L80 135L76 134V135H78L79 139L76 138L75 136L73 137V138H76V140H74V143H76V144H74V143L72 144L73 141L72 142L70 141V137L68 136V134H69L68 130H70ZM92 127L93 128L95 127V128L93 129ZM96 127L97 128L99 127L100 129H97ZM131 127L132 126L130 125L129 128H131ZM161 127H158L157 129L159 130ZM171 127H172V125H171ZM177 127L180 128V130L182 131L180 126H177ZM47 128H49L48 129L49 131L47 130ZM110 128H111V130H110ZM126 128L123 127L122 129H126ZM186 128L183 129V130H186ZM235 128L238 129L237 130L238 132H234ZM95 129L97 131L98 130L101 131V129H102V131H101L102 133L99 131L101 134H103L104 132L107 135L110 134L111 138H110V136L107 137L110 141L106 138L105 134H104V136L101 135V136L105 137V139L102 137V139L105 140L104 144L102 145L101 142H103V141L99 140L101 138V136L99 135L100 133L96 132ZM147 129H148V131H147ZM162 129L160 130L161 132H162ZM190 129H191V131H190ZM227 129H228V132H229V130L231 131L229 133V135H231V138L234 137L233 140H232V143H233L234 147L232 146V143H230L231 145L230 144L229 145L232 146V148L229 149L230 146H228V150L233 151L234 150L233 148H235L236 150H234V151L236 152L235 153L236 156L238 155L237 153H239L238 157H234L235 156L233 154L234 151L231 154L229 151L226 150L227 148H225V146H227V144H224L225 143L224 142V140H225L224 137L225 136L224 137H222V136L224 135L225 132L227 133V136H229L228 132H227ZM11 130H12V127H11ZM61 130H62V132H61ZM126 130H124V131L126 132ZM144 130H146V131H144ZM5 131H6V129H5ZM25 131L27 133H30L29 135H31V133H32V137L30 136L31 138H29L27 136V134H25L26 133ZM32 131L36 135H34ZM106 131H108V132H106ZM155 131L157 132L156 134L154 133ZM49 132H50V134H49ZM133 132H134V130H133ZM148 132L150 133V135L152 137L148 134ZM213 132L216 133V134H214ZM5 133L2 132V134H5ZM60 133H62V134H60ZM151 133H154V135H152ZM165 133H164V136H165ZM190 133H192V134L190 135ZM232 133L234 134V136L232 135ZM12 134H17V133H14V131H13ZM39 134H42V135H39ZM63 134L64 135L67 134V136L69 137V141H70L69 143H71L72 145L71 144L67 145L65 136H64V138H65V142H64V138L60 137ZM196 134H198V135H196ZM8 135H10V134H7V136ZM25 135L27 137H24ZM81 135H83V137L86 136V138L81 140L80 138H83ZM134 135L135 136H132V134H131V136L134 137V140H135V141L134 140L133 141L134 142H136V141L139 142V140H140L139 138L140 137L136 136V134H134ZM147 135H149V136H147ZM212 135L214 137H216V139L214 137L212 138ZM220 135H221L222 138H220ZM4 136H2V137L4 138ZM238 136H240V137H238ZM36 137H37V139L41 138V140H39L40 144L39 145H38V143L29 144V142L30 141L33 142L34 139H35L34 142H38ZM53 137H54V139H52ZM56 137H58V138H56ZM98 137H99V139H98V141H96ZM135 137H136L137 140L135 139ZM141 137H142V139L144 138L143 136H141ZM3 138H2V140H4ZM7 138H9V137H6L5 140H7ZM26 138H28L30 140L27 141ZM50 138L52 140H54V142L51 143V147H48V144L50 146V141H51ZM60 138H63V140H61ZM239 138L243 139V141H241V139H239ZM56 139H59L61 142H59L57 140V144H56L55 143ZM131 139H133V138H131ZM220 139H221V141L224 142L223 143L224 146L220 143L221 142ZM234 139H237L238 140V141L236 140L237 142L240 141L239 145L237 144V142H235ZM11 140H12V138H11ZM71 140H73V139H71ZM106 140L109 141V142H113L115 146H113L112 143L111 144L108 143V146L110 145V146H113L114 148L112 147V148H110L108 150V146H106V143H105V142H107ZM145 140H146V138H145ZM42 141H43L44 144H42ZM67 141H68V139H67ZM85 141L86 142L89 141V143H86ZM92 141H93V144L95 143L94 145L92 144ZM83 142H84V144H83ZM96 142H97V144L99 146L96 144ZM213 142H215V143H213ZM226 142H228L227 139H226ZM234 142H235V144H234ZM242 142H243V144H242ZM23 143L28 144V145H25ZM85 143L87 145L90 144L91 146L88 145L89 147H86L87 149L83 148V151H82V149H79L80 151L77 150L78 148H81L82 145H83L82 147H85L86 146ZM99 143H101V145L103 147V150H104L103 153H105V155H106L105 158L101 157L102 160L106 159L107 155H108V157L109 156L112 157L114 155V152L112 151V149L113 150L115 149V151L116 150L119 151L118 153H119V156L122 157V162L123 163L122 162L120 163V161H119L120 159L118 158L117 155L114 156V157H117L119 159L117 161L113 160L112 158H107L106 159L107 161L106 160L100 161V156H103V154L100 155V152L103 151V150L100 149V144ZM146 143H145V145H146ZM45 144H47V146ZM24 145L27 146V147L25 148ZM77 145H78V148L77 149L74 148V147H77ZM79 145H81V146H79ZM95 145H97L98 148L94 147ZM120 145H121V147H120ZM140 145H141V143H140ZM236 145H238V147L240 145H242V146L238 149V147ZM71 146H73L72 151H69V150H71ZM106 147H107V150H105ZM135 147H136V145H135ZM143 147L144 146L142 145V147H139V148H142L144 150ZM117 148L120 149V150H118ZM121 148H122V150H121ZM97 149L100 152L97 151ZM176 149L177 150L181 149V150L180 151L179 150L176 151ZM231 149H233V150H231ZM6 150L4 152H7ZM149 150L148 151H144V152H150V151L152 152L153 151V150H150V151ZM224 150H225V152L226 151L227 152L225 153ZM49 151L53 152V153L50 155ZM96 151L99 154V161L96 158L98 156V155H96L97 154ZM117 151H116L115 154H118ZM134 151H137V150L134 149ZM157 151H158V153H157ZM174 151L177 152L178 154L177 153L174 154L173 153ZM11 152H12L13 158L11 156ZM106 152H107V154H106ZM26 153H27V155H26ZM24 154L27 157L29 156V157H31L33 159L32 160V159L29 158L31 160V162L36 160V166H32V167H34V168L37 167L36 171L39 172V174H37V172L35 170H32V171H35V174H36L35 177L36 178H37V176H39L36 179L38 183H34L36 181V180H34L35 178L32 177V175L34 176V173L31 172V170H30L31 167H29V166H31L29 164L31 162L28 161L29 159L27 161L25 160L27 158H25L26 156L25 157L23 156ZM141 155H144V154H141ZM21 156L23 157L22 160L24 159L23 162L25 161L24 163L22 162V160L20 161V159H19V158H21ZM135 156H136V154H135ZM93 157H95L96 159L93 158ZM152 157H153V159H152ZM108 159L109 160L112 159V160L109 161ZM126 159H125V161H126ZM138 159H140V158H138ZM9 160L11 162H9ZM111 161H113V162H111ZM136 161H137V159H136ZM151 161L153 163H151ZM160 161H162V162H160ZM5 162L8 164V166L11 165V167L6 166L7 164H5ZM117 162L119 164H117ZM127 162H129V161H126V163ZM34 163H35V161L32 162L31 164L33 165ZM158 163H160V164L158 165ZM161 163H164V165L160 166ZM165 163H167V164H165ZM154 164H155V166H154ZM133 165H136V166H133ZM157 165L159 166L158 168H157ZM5 166L7 168H5ZM123 167H126V166L124 165ZM131 167H132V169H131ZM154 167H155V169H154ZM2 169L3 170L5 169L6 172L5 171L3 172ZM30 172H31V176H30ZM79 172H81L82 174H83V172H85L86 175L84 177L85 178L89 177V179L87 178L88 181H90V180L92 181V182H89V183L90 184L92 183L91 185L96 186L95 184H96V182H98L100 184V185L98 184L99 187L101 186V182H102L101 177L103 178V180L105 179L104 182H107L109 180L108 178L112 179L115 176L113 179L116 178V180L118 182H122V185L124 183L125 184L124 185L125 189H123V193L121 192L122 189H120L121 193L118 192L119 189H118L117 186H116V190H115V185H117V183L116 184H112L113 187H111V183H115V181L113 180L114 182H112V180L111 181L109 180V182H111L109 185L114 190L109 188V185L107 186L108 190L105 187L106 185L105 186L102 185L101 187L104 186L103 188L105 190L102 188V189H100L101 192H100V190H99V192L97 191L99 189V187L98 188L97 187L96 188L92 187L94 192L95 191L97 192V193L95 192V194L97 196L92 199L90 197H92L94 195V193L91 192V190H90L91 187H90V189L87 188L88 186H91L90 184L88 185V183H87L88 181H86L88 186L86 185L87 187H83V188H87L88 190L83 189V190H85L83 192V190H81L82 185H81V187H79L81 183H83V186H85L84 184H86V183L83 182L84 180L82 181V179L84 177L80 176L81 174L80 175L78 174V175L81 178L82 177L83 178L79 180L78 175L76 174V173H79ZM98 172H100V173L98 174ZM116 173H118V174H116ZM100 174H101V176H100ZM41 175L46 176V178H47V179L44 178V180L46 179L45 180L46 182H44V181L41 182V184L44 182L43 183L44 185L42 187H44V188L46 187V189L51 192L50 193L49 191H47L48 193H50V194H47V196H45L46 193L44 192V191H46V189L44 190V188L39 186L40 189L44 190V191L40 190L39 191L40 193H39L37 191L39 189V187L37 186L38 189H36V187H35L36 184L41 185L40 182L38 181L39 179H41V177H42ZM47 175L51 177V179H49V180H51V181L54 180L53 181L54 183H52L51 181L48 180ZM118 176H120V177H118ZM4 177H5V175H4ZM31 177L33 178L32 180H30ZM75 177H77V178H75ZM95 177L98 180L101 179V181L97 180L95 182L94 179H93ZM58 179H59L60 182L58 181ZM60 179H62V182H61ZM76 179H78L79 181L76 180ZM47 180H48V183L51 182L50 187H49V184L47 183ZM55 181H57V182H55ZM76 181L78 183H80L81 181L82 182L80 184H78ZM252 181H255V183L252 182ZM12 182H13V184H12ZM94 182H95V184H94ZM104 182H102V184ZM5 183L6 184L8 183L7 185H9V183H10L13 186L9 185L11 187H8ZM57 183L58 184L60 183V185H58ZM52 184H55V186H53ZM104 184H106V183H104ZM107 184H108V182H107ZM2 185H4V186H2ZM56 185H58V186H56ZM6 186L8 187V189L6 188ZM51 186H53V187H51ZM1 187L2 188L5 187V188L2 189ZM72 187H74V191H73ZM60 189H61V191H60ZM66 189L67 190L71 189V191L68 190V192H66L65 191ZM79 189H80V193H81V191L84 194H86L85 192H87V195H89L88 194L89 190H90L91 193H93V195H89V198H90L89 201H91V199H92V201L93 200L96 201L97 197H99L98 193H100L101 202L99 201L100 200L99 198H98L97 201L100 203V206L103 204V209L106 208V206H107L108 210L107 209H106V211H104L103 209H99L98 210V208H102V206L96 208L95 206H98V205L95 204V203H97V201L94 203L95 206H92L94 204L91 203L92 204L91 205L88 202L89 198L87 197L88 199H85L86 195H83V196L81 195L80 196L79 195L80 193L78 194ZM95 189H97V190H95ZM62 191L63 192L65 191L69 195L68 194L67 195H63L65 192L62 194L61 193ZM69 191H70V193H69ZM41 192H44L45 194L44 193L41 194ZM57 192L58 193L60 192L61 195L57 194ZM72 194L76 195V196L78 194L79 197H82V198L85 196L83 199L86 200L87 203H89L91 205V207H93L92 208L93 211L87 209V207H85L86 208V210H85V208L83 206H87V205H86V202L83 203L84 200H82V199H81V201L79 203L81 204V202H82L83 206H80V207H81V209L82 208L83 209L82 210L81 209L77 210L76 208H78V207H76L74 209L73 207L77 206L79 203L76 201V199H74L76 196L75 197L72 196V197H74L73 198L74 200L69 198V197H71L70 195H72ZM105 194H106V196L108 195V197H107L108 199L105 198L106 197ZM48 195H50V196L48 197ZM43 197H46L45 200H44ZM79 197H77L78 201L80 199ZM69 200H73L72 202L76 201L75 204H73V206H72L73 209L71 208V212L73 211L72 213L70 211L66 210V207H67V209H69V206L71 207V203L72 202H70ZM20 208L21 209L22 208H24V209L26 208L25 209L26 212L24 211V209L21 212ZM63 208H65L66 214L64 213L65 211H64ZM19 209H20V211L18 212ZM62 209L64 211L63 213L61 211ZM74 210H77V211L75 212ZM84 210L86 212H84ZM36 218L37 219L39 218V219L43 220L44 222L47 221V224L44 223L43 221L41 222V220L38 219L40 221V224L42 223L39 226V221L36 220ZM35 221L38 222V224H37L38 227L37 226L36 227L33 226V222H35ZM50 221H52V223H48ZM66 222L67 223L71 222L69 224L71 226V228L68 226V224ZM89 225H91V227ZM86 226H88V227H86ZM84 227H86V229ZM78 229L80 230V232L83 231V233L81 234L80 232H77V231H79ZM50 231H51V233H50ZM78 233H80V234H78ZM69 234H71L70 236H72L73 240L77 238L76 240L73 241V243H75V244H73L72 241L70 240L71 243H72L71 245L73 246V247L71 246V248L69 247L70 245L68 244V242H70V241L67 242V240L69 238L66 240V237H68ZM63 238H65L64 241H66L67 244L66 243L63 244ZM230 238L233 239V240L231 241ZM229 239H230V241H229ZM227 242H228V244H226L227 245L226 246L225 243H227ZM229 242H232L231 244H234V243L244 244V245H247V247L245 246L246 248L244 247V248H240L239 249L238 247L240 245L239 246L235 245L237 247V250H236V248L233 247L234 245H231ZM223 246H226V247H224V248H226V251L228 250L227 247L231 251L230 250H229L230 252L229 251H227V252L224 251L225 249L223 250ZM256 247H259V250H260L258 252L259 254L258 255L257 254L256 255L251 254L252 252H254ZM224 257H225V255H224ZM231 259L232 258L228 259L226 262H228V264H230L229 262L231 261ZM243 259H244V262L242 261ZM240 261H242L243 263L240 262ZM226 262H223V263L227 264ZM220 263H222V260H221V262H219V264Z\"/></svg>","mask_w":264,"mask_h":264},{"label":"rangeland","instance_id":"374dc122","mask_svg":"<svg viewBox=\"0 0 264 264\" xmlns=\"http://www.w3.org/2000/svg\"><path fill=\"white\" fill-rule=\"evenodd\" d=\"M3 1H4V3L8 2V1L10 2V0H8V1L3 0ZM12 1H14L12 5L16 6V5H15V2H17V0H11V2H12ZM18 1L20 2V0H18ZM22 1H23V2H22ZM24 1H25V2H24ZM38 1H39V3H38ZM41 1H43V0H34V1H33V0H27V1H26V0H21V4L23 5V7L21 6V4L18 5V4H17L18 2H17V3H16L17 6H16V8H14L13 10H15V11L17 10V12H19V11H24L25 8H26L25 11H27V10L33 11V10H31L30 8H33L34 5L37 3V4L35 5V8H37V10H39L38 7H39V8L43 7V10H42V11H41V9H40V12H42L43 14L46 12V10H47L46 14L48 13V11L52 12L53 15H52L51 13H48V14H47V15H49V16H48L49 18H48V22H47V23H45V22L47 21V15L45 14L46 16H45V17H42L43 19H42V18H41V19L39 18L38 23H37V20H36V21H34V23H35L36 25L33 24V26H31V24L33 23V22H32V19H31V22H32V23H31V22L29 23L27 20H28V18H30V17L32 16V14H30L31 12L28 11V12H30V13H29V16H26V17H28V18H26L27 20H25V18H24V20H23V21H26V23L23 22V21L21 20L20 24H21V27H22V28H20V27H19V28H16V30L20 29L21 31L19 30L17 35H16V33H17V31H16L15 34H14V37L12 36V37L14 38V39H13L14 42L12 41V42L9 43V44L6 43V45H5V43L3 44L2 42H3V40H4V37L2 38V36H4V34H5V33H8V32H6V30H4V32H3V31H0V33H1V34H0V36H1V38H0L1 40H0V41H2V42H0V43H1V44H0V49L2 48V49H1V51H2L3 49L6 50V49L8 48V50H6L7 52L4 50V51H5V55H4V56H6V57H4V56H3L4 58L0 57V59H2V60H0V67H1L2 65H4V64H5L6 66H9V67H6V66L3 67V66H2L3 68H2V67L0 68V71H1V72H0V76H2V71H3V69H4V70H5L4 73L8 74L9 77H12V78H9L6 74H5L6 76L3 75V78L0 77V81H1L2 79H4V80L1 81L2 84L4 83V84H3V87H2L1 84H0V87H1V89H2V88L5 89V90H4L5 93H4V91L1 92L2 90L0 89V97H1V98H0V100H1V101H0V113H2L1 115L4 116V117L0 116V118L2 117L1 119H3L2 121H0V133H1V134H0V137H1L0 140H1L3 143H4L5 141H8V142H5V143H9V142L11 141V142H12V145H13V143H14L13 141H16L15 139H16V138L18 139V138L20 137V136H19V133H20L21 135L24 134V130H25L27 127H29V128H30V127H33V128L35 129V127L37 126V125H35L37 120H36V119L34 120L33 117H37L36 114H38V116H40L39 113H36V114H35V112H38L39 110L41 111V109L43 110L44 107H47V106H48V103H50V102L52 103V100H51L52 97H51V96L55 95L56 93L58 94V92L61 91L60 88H61L62 86H63V87H62V91H61L62 93L60 92V93H59L60 95L58 94V96L60 97L61 101H64L66 97H63V96H66L67 94H68V96H69V94H71V93H69V91H67V90H70V89H71V88H69V86L71 85V83H73V82L75 83L76 78L73 77L74 75L77 76L78 73L81 75L82 72H84V73H85V72H88V74H87L88 76H87L86 74H85V76H83L84 74L82 73L83 75H81V77H86V76H87V78L90 77V79H95V78H93V77H94L93 75L95 74L96 70L98 69V67H97L98 64L96 63V60H94L95 63H96V65H97L96 67L94 66L95 64L93 65V64L90 63L91 65H93V66L96 68V70L94 69V73H93V75H92V72H93V69H92V68H93V66H91L90 64H88L89 62H91V61L94 59V58H93V59H90V52H91V49H90V52L87 51V52H89V54L86 52V53H87L86 55L83 54V55L81 56V55H80V52H79V53H76V52L80 51V49H81V48H78V46L80 47L79 44H81V43L83 42L82 40H81V41H82L81 43H80V41H78V42H79L78 46L74 45V47H77L76 50L78 49V51L75 52V48H74V47H73V49H71L72 46H73V44H74L73 42H75V40L72 41L73 38H72L71 36H67V35H69V34H67L65 30H67V32L70 33V32H71L70 30H72L73 28H75V30L73 29V30L75 31V33L78 34L79 32H82V33H84V34L86 35V32H84L83 30H80V31H79V30L77 29L76 24L79 25V23L74 22L75 25L72 24L73 26H71V23H72L74 20L77 21V20H76L77 17H76V19H74V20L72 19V17H74L75 15L77 16V14H78V13H76V12H77V9H76L77 7L74 9V11H76V12L74 13V12L72 11L73 9H71V8H73V6H72V7L70 6V9H71V10H67V9H69V4H66V2H64V3L62 2V1H65V0H58V1L56 0V2H53V0H49V3H50V1H52V3H55V4H52V3H51L52 5L49 4V5L53 6V7H50L49 5H47V6H49V8H51V10H50V9H48V7H47L46 4H45L48 0H45V3H43V4H42ZM54 1H55V0H54ZM59 1H60V2H59ZM66 1H67V2H68V1H71V4H73V5H74L75 3H72V2H77L76 0H75V1H74V0H66ZM159 1L162 2V0H158V3H159ZM169 1H170V0H169ZM174 1H175V0H174ZM184 1H185V0H184ZM210 1H211L210 3H209V0L207 1V2L209 3V4H208V7H207L208 9L210 8L209 5H211V7H212L213 5L215 6V4H212V3H215V2L218 3L217 0H210ZM212 1H213V2H212ZM218 1H219V0H218ZM226 1H227V0H226ZM235 1H236V0H235ZM253 1H254V0H253ZM258 1H261V0H258ZM26 2H28V4H26ZM31 2H32V3H31ZM35 2H36V3H35ZM61 2H62V4H64L63 6H62ZM163 2H164V3L166 2V4H167V1H166V0H165V1L163 0ZM182 2H183V1H182ZM185 2H187V5H188V2L191 4L192 1L187 0V1H185ZM185 2H184V3H185ZM193 2H194V1H193ZM255 2H256V0H255ZM263 2H264V1H263ZM2 3H3V2H1V0H0V4H2ZM23 3H25L26 5H24ZM40 3H41V4H40ZM59 3H60V4H59ZM78 3H79V0H78ZM168 3H169V2H168ZM176 3L178 4V2H176ZM226 3H227V2H225V4H226ZM8 4H10V3H8ZM29 4H32V7H30L31 5H29ZM44 4H45V7H46V10H45V11H44ZM47 4H48V3H47ZM56 4H57V5H56ZM58 4H59V5H58ZM174 4H175V2H174ZM177 4H175V5L177 6ZM180 4H181L180 6L184 5L183 7H185V4H183V3H180ZM190 4H189V5H190ZM228 4H229V3H228ZM2 5H3V4H2ZM12 5H11V6H12ZM28 5H29V8L27 9V6H28ZM37 5H39V6L36 7ZM77 5H78V4H77ZM160 5H161V4H160ZM169 5H171V1H170L169 4H167V6H169ZM175 5H174V6L171 5V6H169V7H172V6L175 7ZM178 5H179V4H178ZM189 5H188V6H189ZM5 6H6V5H5ZM5 6H2V7L0 6V7H1L0 9H2V8L5 7ZM14 6H13V7H14ZM40 6H41V7H40ZM54 6L56 7V9H54V8H55ZM59 6H61V7L58 8ZM64 6L66 7V9H65ZM62 7H63V8H62ZM67 7H68V8H67ZM74 7H75V5H74ZM160 7H161V8H160ZM160 7L157 6V8H160L161 12H163L162 14H164V11H165L166 19H165V17H164V19L166 20V23H164V25H163V23L160 24V22H157V23L160 24V25H159V28H162L163 31H164V33H165V32H170V30H169V26H170V27L172 26L171 28L176 32V36H178L179 33H182V32H183L182 30H187L188 27H187V25L184 23L185 20L188 21V20H187L188 18H186L187 16H185V13H187V12L185 11V12H182V13H181V11L184 10L186 7L183 9L182 7L179 8V6H177V7L179 8V10H175V8H174V10H173L172 8L170 9V8L168 7V11H166L167 9H162V5H161ZM189 7H190V6H189ZM189 7H187V9H188L192 14H194V16H192V14L188 11V12H189V15H188V14H187V15H188V16H191V17H194L193 20H192V18L189 20L191 23H192V21H195V20H196V19H195L196 16H197V17H198L199 15L203 16V15H202L203 12H202V14H201V11H200V14H199V15H197V14L195 13V12L197 11V8H195V9L193 8V7H194V4H193V7H192V8H189ZM232 7H233V6H232ZM18 8H20V9H18ZM61 8H62L63 11H65L64 14L67 12L66 14H67L68 16H69V15L71 16V14H73V13L75 14V15H72L71 20H69V18H70V16H69L68 20L71 21L70 23H68L67 19H66V21L64 22L65 18H67L68 16H66V14H65V15L62 14L63 11L61 10ZM164 8H166V6H165ZM230 8H231V7H230ZM3 9H4V8H3ZM3 9H2V10H3ZM8 9H9V8H8ZM8 9L5 8L4 10H8ZM33 9H34V8H33ZM57 9H58V10H57ZM180 9H181V11H180ZM212 9H213V8H212ZM2 10H0V12H1V13H2V12L4 13L5 11H2ZM18 10H19V11H18ZM52 10H53V11H52ZM60 10H61V12H62V13H61V12H60V13H61L63 16L60 15V13H59ZM158 10H159V9H158ZM162 10H164V11H162ZM172 10H173V11H178V13H180L181 15H183V16H181L180 14H178L177 12H175V13H177V14L179 15V17H181V18L176 17V19H179L180 22H179V21H178V22H177V21H174V20H176V19H172V18H175V17H174L175 14H173L174 16H172V17L170 16V15H172V14H171L169 11H172ZM209 10H210V9H209ZM209 10H208V11H209ZM11 11H12V9H11ZM11 11L8 10V12H11ZM15 11H14V12L12 11V13H15ZM34 11H36V10H34ZM34 11H33L32 13H33V16L35 17V19H38L37 16H39V15L44 16V15H42V13L40 14L39 12L37 13V14H39V15H37V14L34 15ZM57 11H58V12H57ZM179 11H180V12H179ZM198 11H199V9H198ZM198 11H197V13H198ZM231 11H232V10H231ZM8 12H5V13H7V15L10 14L11 16H13V14L8 13ZM53 12H55V13H53ZM69 12H70V13H69ZM205 12H207V11H205ZM23 13H24V12H23ZM23 13H22V12H19L20 15L23 14ZM26 13H27V12H26ZM167 13H168V14H167ZM229 13H230V12H229ZM229 13L227 12L226 14H229ZM177 14H176V16H178ZM206 14H207V13H206ZM206 14H205V15H206ZM10 15H8V16H10ZM16 15H17V13L15 14V16H16ZM23 15H24V14H23ZM27 15H28V13H27ZM36 15H37V16H36ZM54 15H55V16H54ZM57 15H59V17H58L59 20L57 19ZM141 15H142V17H141ZM165 15H164V16H165ZM168 15L171 17V20L169 19ZM195 15H196V16H195ZM207 15H208V14H207ZM207 15H206V16H207ZM33 16H32V17H33ZM41 16H39V17H41ZM51 16H52L53 19L49 22V19H50ZM64 16H66V17L64 18ZM139 16H140L139 18L141 19V21H143V19H144V21H145V18H146V22L149 21V18L147 19V17H148L147 15H145V17H144V14H140ZM24 17H25V16H24ZM34 17H33V20H35ZM36 17H37V18H36ZM54 17H55L56 19H54ZM60 17H61V18H60ZM62 17L64 18V20L62 19ZM197 17H196V18H197ZM6 18H7V17H6ZM8 18H9V17H8ZM45 18H46V19H45ZM74 18H75V17H74ZM142 18H143V19H142ZM182 18H183V19H182ZM185 18H186V19H185ZM200 18H202V17H200ZM205 18H207V17H205ZM18 19H19V18H18ZM209 19H211V18H209ZM209 19H208V24H211V23H210L211 20H209ZM5 20H6V19H5ZM41 20H42L43 22H42ZM54 20H55V23L58 22L59 24H58V23H56L55 25L51 24V23H54V22H53ZM61 20H62V21H61ZM72 20H73V21H72ZM169 20H170V21H169ZM182 20H184V22H183ZM191 20H192V21H191ZM217 20H218V19H217ZM217 20L215 19V21H217ZM220 20H221V19H220ZM220 20H218V21H220ZM29 21H30V20H29ZM40 21H41L42 23H41ZM60 21H61V22H60ZM167 21H169V22H167ZM172 21H173V22H176V23H173ZM199 21H201V20L199 19ZM18 22H19V21H18ZM39 22H40V23H39ZM66 22H67V23H66ZM77 22H78V21H77ZM211 22H212V21H211ZM9 23H10V22H9ZM27 23H28V24H27ZM44 23H45L46 25H49L50 28H48V26L45 27V26H44V25H45ZM60 23L65 25V26H63L64 28L62 27V25H61ZM144 23H145V22H144ZM167 23H168V24H167ZM169 23H170V24H169ZM179 23H180V24H179ZM181 23H184V25H186L185 27H187V28H186V29H185V27H183L184 29L181 28L182 26H179V25H182ZM187 23H189V22H187ZM23 24H24V25H23ZM38 24H41V25L44 26L45 28L42 27V26H38ZM153 24H154L155 26H157L156 28H158V24H156V22H153ZM174 24H175V25H174ZM194 24H197V23L195 22ZM194 24H193V25H194ZM216 24L219 25L218 22H215V23L212 22L211 25H213V26L210 25L211 28H212V29H215V28L217 27ZM4 25L7 26V25H9V24H7V23L4 22ZM17 25H18V23H17ZM17 25H16L15 27H18V26H19V25H18V26H17ZM26 25H27V26H26ZM34 25H35L36 27H34ZM78 25H77V26H78ZM162 25H163V27H164V26H167L168 30L166 31V30H165L166 27L163 28ZM168 25H169V26H168ZM188 25H189V24H188ZM67 26H68V27L71 26V27H73V28H72V29L68 28V29H70V30L68 31V29H66ZM160 26H161V27H160ZM191 26H192V25H191ZM196 26H197V25H196ZM196 26L194 25V27H196ZM206 26H208V25L206 24ZM210 26H209V27H210ZM214 26H216V27H214ZM219 26H220V25H219ZM219 26H218V27H219ZM224 26H225V25H224ZM230 26L232 27V24H231ZM26 27H27L28 29H27ZM30 27H31V28H30ZM33 27H34V28H33ZM59 27H60V28H59ZM78 27H79V26H78ZM194 27H193V26L190 27V25H189V28H188V29L190 30V28H191V30H192V29H194ZM220 27H221V26H220ZM225 27H226V26H225ZM29 28H30V29H29ZM42 28H44L45 30H44V29L42 30ZM56 28H57V29H56ZM167 28H166V29H167ZM171 28H170V29H171ZM177 28H178L179 30H178ZM32 29H33V30H32ZM35 29H36V30H35ZM37 29H39V30H37ZM48 29H49V30H48ZM52 29H54V30L56 29V30L54 31V30H52ZM60 29H61L62 31H60ZM162 29H161V31H159V32L157 31L159 35L157 34L156 31H154L155 34L158 35L159 37H161V36L163 35V33H161V32H163ZM221 29H223V26L220 28V31H225V28H224V30H221ZM229 29H230V28H229ZM229 29H227V30H229ZM27 30H28V31H27ZM29 30H30V31H29ZM41 30H42V31H41ZM73 30H72V31H73ZM156 30H158V29H156ZM159 30H160V29H159ZM173 30H172V31H173ZM34 31H37L39 34L35 32V34H36V35H35V34H34ZM59 31H60V32H59ZM64 31H65V32H64ZM74 31L72 32L73 34H74ZM152 31H153V30H152ZM178 31H179V32H178ZM180 31H182V32H180ZM230 31H231V29H230L229 31H227V32H230ZM26 32H27V33H26ZM28 32H29V33H28ZM50 32H51V34H50ZM57 32H58L59 34H57ZM63 32L66 33L67 35H65ZM175 32L172 33L173 35L170 33V36H172V37L174 36V37H175V34H174ZM2 33H3V35H2ZM13 33H14V31H13ZM20 33H21V34H20ZM23 33H24V34H23ZM30 33H31V34L33 33V34H32V37H33V38L30 37V36H31ZM160 33H161V36H160ZM37 34H38V35H37ZM53 34H56L57 37H56V36L54 37ZM63 34H64V35H63ZM70 34H71V33H70ZM73 34H72V35H73ZM77 34H75V37H76ZM182 34H183V33H182ZM182 34H180L181 37H183ZM15 35H16L17 37H16ZM24 35H25V36H24ZM48 35H50L51 37L48 36ZM52 35H53V36H52ZM60 35H61V36H60ZM80 35H81V33H80ZM80 35L78 34V36H80ZM82 35H83V34H82ZM82 35H81V36H82ZM131 35H132V34H131ZM142 35H143V34H142ZM145 35H146V34H145ZM164 35H165V34H164ZM164 35H163V36H164ZM180 35H179V36H180ZM21 36H23V37H21ZM47 36H48V39H47ZM59 36H60V37H59ZM65 36H67V38H65ZM73 36H74V35H73ZM86 36H87V35H86ZM147 36H148V38H149L148 41H149L150 39L152 40V38H153V32H152L151 35H147ZM158 36H156V38H157ZM163 36H162V38H163ZM167 36H168V33H166V37H164V38H167V40H172V39H171L172 37L169 38L170 36H168V37H167ZM15 37H16V38H15ZM52 37H53V38H52ZM62 37H63V38H62ZM154 37H155V36H154ZM174 37H173V38H174ZM23 38H25V39L22 40ZM27 38H30V39H27ZM54 38H59V39L52 40V41H55L56 43L58 42L57 44L55 43L56 45H58V49H60V50L57 49V50L59 51L58 53H61V48H62V52H64V50L67 51V52H66L67 54H65V52H64V55H65L67 58H68V57L70 58V55L72 54V53H70V52L73 50L74 53L77 54V55H75V56H76V59L80 57V58H79V60H80L81 57L83 58L84 55H85L87 59L91 60V61H88L87 64H85V63H84V64H85V67H86V68L88 67V66H86V65H89L90 68L92 67V68H91L92 70L90 69V73H91L90 75L93 76L92 78H91V76H89V71L87 70V69H89V68L86 69V68L82 67V65H84V64H81V63H80V65H79V67H77L78 62H75L76 65L74 64V65H72L70 68H72L73 66H75V67H73L72 69H73V70H77V69L79 68V71H80V72L77 70V71H76V72H78L77 75L75 74V71H73V72H74V73H73L74 75L71 74V72H72L71 70H72V69H70V68L68 67L70 64L68 63V65H67V62H68V59H69V58H68V59L65 58V59H67V61L65 60V61H66V64H63L62 61H61V60H63V62L65 63V61H64V57H65V56L63 57V55H62L63 58L61 57V54H63V53L60 54V58H62V59L59 60V55H58V53H56L57 50L55 51V50L53 49V50L51 51V49H52L53 46L55 45V44L52 45V41H51V39H54ZM69 38H71V39H69ZM84 38H86V37H83V39H84ZM143 38H145V40H146V36H145V37L142 36V38H141V39H142L141 42L143 41ZM168 38H169V39H168ZM177 38H179V37H177ZM16 39H17V40H16ZM49 39H50V40H49ZM61 39H62V40H61ZM66 39H68L71 43L67 44V43H68V40H66ZM77 39H78V37H77ZM79 39H82V37L79 38ZM86 39H87V38H86ZM86 39H85L84 43L86 42ZM88 39H89V38H88ZM88 39H87V40H88ZM158 39H159V38H158ZM158 39H157V40H158ZM15 40H16L17 42H15ZM26 40L28 41L27 43H29V44L24 43V41H26ZM46 40H47V41H46ZM56 40H57V41H56ZM63 40L66 41V42H64ZM173 40L176 41L175 39H173ZM20 41H23V42H20ZM49 41L51 42V44L49 43ZM194 41H196V40H194ZM4 42H5V41H4ZM19 42H20V44H18ZM63 42H64V43H63ZM141 42H140V43H141ZM145 42H147V40H146ZM145 42L143 41V43H141V44H139V45H142V44L145 45V47L147 48L148 52H147L146 50H144V48H145L144 46H143V47H142V46H137V47H135V48H136V49L138 48L137 51H138V50H140V51L142 50V53L139 51V52H140V55H143V57H145L146 59H147V57H148V55H149V57H150L151 60L148 58V59L150 60L148 63H150L151 61H154V62L156 61V62L158 63V60H159V59H158V60H157V58L152 59V57H153V54H152L153 51H152V50H153V49L150 50L152 46L149 45L148 43H145ZM176 42H177V41H176ZM12 43H13V44L15 43V44H14L15 47H14V45H12ZM23 43H24V44H23ZM32 43H34V44H32ZM47 43H49V45H48ZM53 43H54V42H53ZM72 43H73V44H72ZM76 43H77V41H76ZM84 43L81 44V47H82V45H83ZM182 43H183V42H180V43H179V44L181 45V47H182V45H183ZM199 43H200V42H199ZM21 44H22V45H21ZM61 44H62L63 46H65V48H64ZM66 44H67V45H66ZM71 44H72V45H71ZM152 44H153V42H152ZM154 44H155V43H154ZM184 44H185V43H184ZM194 44H195V43H194ZM2 45H3V46L5 45V46L3 47ZM11 45H12V46H11ZM17 45H18V46H17ZM23 45H25V46H24L25 48L22 47ZM26 45H27V46H26ZM33 45H34V47H33ZM35 45H36V47L40 48V49H39L40 51H39L37 48L34 49V48H35ZM60 45H61V46H60ZM68 45H69V46H68ZM70 45H71V46H70ZM104 45H105V44H104ZM195 45H196V44H195ZM197 45H198V44H197ZM199 45H200V44H199ZM7 46H8V47H7ZM9 46H11V47H9ZM49 46H50V49L48 48ZM66 46H67L68 49L66 48ZM105 46H106V45H105ZM107 46H108V45H107ZM153 46H154V45H153ZM160 46H161V45H160ZM173 46H174V45H173ZM183 46H184V45H183ZM203 46H206V44H204ZM20 47H21V48H20ZM26 47H28V48H26ZM55 47H56V46H54V48H55ZM69 47H71V48H70L71 51H70ZM108 47H111V46L109 45ZM112 47H114V46H112ZM112 47H111V48H112ZM139 47H140V48H139ZM141 47H142V48H141ZM149 47H150V48H149ZM155 47H159L158 44H155ZM175 47L179 49L178 46H175ZM11 48H12L13 51L11 50ZM14 48H15V49H14ZM63 48H64V49H63ZM82 48H83V47H82ZM100 48H101V47H100ZM102 48H103V46H102ZM128 48H129V47H127V49H128ZM160 48L164 49L163 47H160ZM25 49H26V52L29 53V55H28L25 51H23V53L21 52L22 50H25ZM28 49H29V50H28ZM41 49H42V50H41ZM45 49H47V50H45ZM55 49H56V48H55ZM66 49H67V50H66ZM104 49H105V48H103V51H101L102 49H101V50L99 49V52H98L99 54L97 53L98 56H101V54H103L104 52H107V54L110 53V52H108V51H110L109 48H107L108 50L106 49L107 51H104ZM125 49H126V48H125ZM132 49H133V46L130 47V50H131L130 53H131V54H132V53L135 54V52H133ZM178 49H177V50H178ZM36 50H37V52H36ZM86 50H87V49H86ZM149 50H150V51H149ZM156 50H157V48H156ZM166 50H167V49L163 50V51H165V52H163V53H165L164 55L167 56V55H169V54L166 52ZM262 50H264V47H263ZM262 50H260V51H262ZM14 51H16V53H13ZM28 51H29V52H28ZM38 51H39V52H38ZM41 51L44 52V55H43V56H45V55L47 54V55H49V57L51 56L49 53H51V52L54 51V52L51 53V54L56 53V56H55L56 58H53V57H52L50 60L54 59V63H55V61H57L59 64L62 63L64 66L67 65V68H68L69 71H70V72H68L67 74H69L70 78H72V77H73V79L75 78V80L73 81V80H71L69 77H67V79H68V78H69V79H68V81H66V80H63L62 77H61L60 80L62 79L63 81H66V83L64 82V84H65V87H64L63 84H62V85L60 84L61 82H59V81H60L59 78H57V80H58V81H57L56 78L50 77L49 75L47 76V73L49 72V69L52 68V66H51V63H48L51 67L48 66V65L46 64L47 61H46V62L44 61L45 58H46L47 56L44 57V59H38V57L41 58V56H42L41 54H43ZM45 51H46V52H45ZM49 51H50V52H49ZM69 51H70V52H69ZM82 51H83V50H82ZM97 51H98V50H96V52H97ZM100 51L103 52V53H101ZM113 51H114V50H113ZM113 51H112L111 53H113ZM115 51H116V47H115ZM115 51H114V53H115ZM126 51H127V50H126ZM135 51H136V50H135ZM167 51H169V50H167ZM178 51H179V50H178ZM178 51H177V52H178ZM180 51H181V50H180ZM18 52H19V53H18ZM47 52H49V53H47ZM92 52H94V51H92ZM128 52H129V51H128ZM139 52H137V53L139 54ZM143 52H144V53H143ZM173 52H174V54H177V53H175L176 50H175V51L172 50V53H171V52H170V53L173 54ZM263 52H264V51H263ZM7 53H8V54H7ZM17 53H18V54H17ZM20 53H21V54H20ZM24 53H25V54H24ZM35 53H38L37 56H36V58H35ZM39 53H40V54H39ZM68 53H70V54L68 55ZM82 53H83V52H82ZM178 53H179V52H178ZM253 53H254V52H253ZM0 54H1V52H0ZM3 54H4V52L2 51V54H1V55H3ZM11 54H12V57H11ZM13 54H16V56L13 55ZM91 54H92L91 57H94V54H95V53H91ZM104 54L106 55V53H104ZM145 54H146V55L148 54V55L145 56ZM150 54H152V55H150ZM171 54H170V55H171ZM174 54H173V57L175 56ZM180 54H181V52H180ZM180 54H179V57L181 56ZM254 54H255V53H254ZM258 54H259V53H258ZM1 55H0V56H1ZM20 55H21V56H20ZM23 55H24V56H23ZM38 55H39V56H38ZM40 55H41V56H40ZM73 55H74V54H73ZM79 55H80V56H79ZM87 55H89V57H87ZM162 55H163V54H162ZM170 55H169V56H170ZM251 55H252V54H251ZM255 55H256V54H255ZM255 55H254V56H255ZM14 56H15V57H14ZM27 56H28V58H27ZM43 56H42V58H43ZM53 56H54V55H53ZM75 56H74V57H75ZM77 56H79V57H77ZM98 56H97L98 59L96 58V59H97V62H98L100 59H103V58H100V57H98ZM151 56H152V57H151ZM169 56H168V58H169ZM176 56H177V55H176ZM176 56H175V57H176ZM252 56H253V55H252ZM252 56H249L248 59H244V58H242V59H243V61L245 60V62H246V60H249ZM256 56H257V55H256ZM259 56H261V55H258L257 58H258ZM262 56L264 57V53H262ZM262 56H261V58H258L259 61L257 60V62H258L257 64L254 62L255 60L253 61L254 57H252V59L249 60V66H246V65H245L246 68H245V69H244V68L241 69V70H244V71H242V73L244 72V73H243L244 76H243L242 73H239V74H238L237 72H238L239 70L237 71V70H236L237 68H235V69H233L232 71L236 70V71H237L236 74H235V72H231V71H229V72L231 73V76H229V78H228L227 76H225V74L227 75L226 72H227V70H229V68H228V67H227V68L224 67V70H225V71L223 70V68L221 69V70H222L221 72H223V71L225 72L224 75H223L222 77H224V76L226 77V79H225V77H224V78L221 77V79H225V80L228 79L226 82H228L229 79L233 76L232 78H233L234 81L232 80L231 82H228V83H232L233 85H232V84L228 85V83L226 84V82L223 80V81L225 82L226 85H228L229 87H231L230 89L225 85L224 87H226V89H225V91H224V89H223L224 82L222 81V84H221L222 86H221V85H220V82H221V81L219 82L220 77H219V78L213 77V79L215 78V79H214L215 84H216V80L218 79L219 86H221V87H220V88H221V90H220V94H221V95H222V93H223L224 95H226V91H227L228 89H229L228 91H230V93H231V94H230V93L227 92L228 94H227L226 96H228V95L230 94L229 99L231 98L232 100H229V99H227V98L225 97V98H224L225 100H226V99L229 100V101H226V102H225V100H224L223 102H221V101L223 100V98H222V97H219V98L217 97L218 99L222 98V100L220 99L221 101H220V100L218 101V102H220V103H219L220 106H221V103H223L222 105L226 106V104H224V102H225V103H229L230 101L234 102V104H235L236 101H237V103H239L240 107H238V106L236 105V107H238V110H239L240 108H243V107H241V106H242V103H240V101H242V102H243V101H244V102H249V103H244V102H243V106H244V104H245V105L248 104V106H246V107H249V105H250V107L254 106L253 102L256 101V100H257V101L259 100V99H258V98H260V97H259V95H260L259 92L263 89L262 87H264V82H263V81H264V80H263L264 77H262V75L264 74V73H263V71H264V70H263V68H264V63L261 62V61L264 62V58H262ZM9 57H11V58H9ZM17 57L20 58V59H18ZM49 57H48V59H49ZM71 57H72V56H71ZM95 57H96V54H95ZM177 57H178V56H177ZM8 58H9V62L7 63V61H8L7 59H8ZM13 58H14V59H13ZM22 58H25V59H22ZM34 58L37 59V60H35ZM84 58H85V57H84ZM141 58H142V56H141ZM141 58H140V56H139V57L136 58V60H132V61H130V62H131V63H129V66H130V64H131L130 67L127 65L128 68H129V72L127 73V74H128V77H127L128 82H126L125 84H124V81H127V80H126L124 77H121V75H123V73H122L123 71L120 72L121 70H120V71L118 70V66L120 67V66H122V65H117L118 63H116L115 61H113V62H115L117 66H116V65L112 66V63H113V62L111 63V62H108V61H107L108 63L106 62L105 64H103V62H104V60H105V58H104V60H103V61H100V62H102L103 65H106V64L109 65V63H111V66H112V67H110V66L107 65V66H105V69H106V68H107V69H108V68H109V69L111 68L112 71H111V69L109 70L110 72H109L107 69H106V70L104 69L105 72H104V75H102V73H100V72H102V71L99 72V70H103V68H101V66H100V69L97 70L98 72L96 73V75H97L98 73H100V74L102 75V79L100 78L101 75H100V77L98 76L99 78H98L97 76H96V77H97V79H99L98 84H99L100 82H103V81L107 80V81H105V84H106V82H108L109 84H112V86L108 87V86H106V85H104V84L102 83V86H101V87H98V86H97L98 84H97L96 81H95L96 83H95V85H94V87H97V88H102V87L104 88V86H106L105 88H106V89H109V88H110V92H111L112 87H113V90H114V88H117V87H118V86L115 87L114 83H116V85H117V84H119V82L122 81L121 78H124L125 80L123 79V81L121 82V83H123V84H120V85H122L123 88L126 87V86H128V88H129L130 90H129L128 88L123 89V90L126 91V92L128 91V95L130 94V95H131V98H127V97H128V96H127V93H126V95L124 94L125 96H122V97H124V102H125L126 104L129 102V104L131 105V108H132V109H135L134 111H135V113H136L137 116H136V115H133L134 112H133V110H131V108L129 107L130 110H131V112L133 113V114H131L130 111L127 110V108L125 107V103H124V104L122 103V102H123V100H122L123 98L121 97L122 94L119 95V94L116 93V92H118V93H122V92H120V91H115L116 94H114V95H119V97H121L120 100H122V102L118 99V98H119L118 96L115 97V96L113 95V93L111 94V95H113V97H115V98H114L115 100L113 99V100L115 101V103H116V99L119 100V102H120V103L117 102V104H114V103H113V100H111V99L108 97L110 94H109V95H108V94L106 95V94L104 93V95H106V96H104V95H103V92H102L100 89H97V88H94V87H93V84H92V85H87V84L92 83V80H91V81L89 80L90 83L87 82V84H86V83L84 84L83 81H85V79L81 78L80 75H79V77L77 76V77H78L77 80H79V79H80V80L83 79V81L81 80L82 83L84 84V85H83V84L81 83L83 86L87 85L86 87H83L84 89L86 88V90H87L90 86H91V88H89V90L91 89V92H92V90H93L92 87L95 89V91L92 92V93H91V92H88L89 90H87V91L85 90L86 92L91 93L90 98H92V94L96 95L97 92H98L99 90L101 91V92H100V91L98 92L97 97L103 96L104 98L102 97V99H106V100H108V102H110L111 105H113L112 107L109 108V105H110V104L107 103L106 100H105V102L108 104L107 109L109 108L111 114H112V112H115V110H118V108H120L119 106L117 107L118 103H119L120 106H122V104H123V107H124V108L122 107V109L119 110V111H123V110H124V111L122 112L123 114H122L121 112H119V111H118V113L122 115V116H121L122 118L125 117L124 119H125V122H127V123L123 122L124 120H122V118H121L122 121L119 120L120 116L116 117L115 114H114V113H113V114H114L115 118H117L116 120H119V121H120V124L123 123V126L121 125L122 128H123V127L126 128V127H127L126 124L128 125V127L126 128L127 130H126V129H122V128L119 129L118 127L120 126V124H117V127H116V123L114 122L115 120L112 121V119H110V117H109V119L111 120V122H112V123L114 122L113 124L115 125L114 132H113V130H112L113 133L110 131L111 128H110L109 131H110L111 135H113V136L117 134L116 137H115L116 140H115V139L111 140V141H114V142L116 143V144H115L116 146H117V143L119 142V141H118V137H120V136H121V138H122V137H123V138H126V137H127V138L124 140V141L129 140V141H126L127 143H126V142H125V143L122 142L123 139L120 141L121 143H118V145H119V144L122 145V143H123V145H122V146L124 147L123 149H126V150H123V151H125V153H126L127 155H124V153H122V152L120 151L121 156L123 155L122 157H123V161H124V163L122 162V157L119 156V153H118L119 151L116 150L118 154H115V153H116L115 149H114V150L112 149V151L114 152V155H113L112 157H110V156L108 157V155H107V157H106V159H107V158H112V159L115 160V161H117V160L120 159L119 161H120V163L122 162L123 165L121 164L122 167L120 166L119 169L122 170V171H124V169H125L126 171H129L130 169L128 170V168H129V166H131L129 163L132 164V161L134 162V164L137 162V165L140 164V163L145 162L144 159H142V158L145 157V160H146V157L149 158V156H152V155H153L154 150H155V149H158V148H156V147H158V146L161 144V142H160L159 140H160L162 137H164V138L161 139V140L163 141L162 144H164V141H166V145H167V144H168L167 142H169V141H167L166 139H167V136H168L169 133H171V135H172V134L174 135V133H176V134L178 133L177 135H179V134L182 133L183 131H184V132H185V131L187 132V131L189 130V129H187L186 127H185L186 130H183V129H185V128H182V126L184 127V126H186V125H184V124H183L182 126L179 125V124H181V123H180V121H181L180 119L183 118L184 121H185V116L182 115L183 113L180 114L179 111H180V110H181V111L183 110L182 112H185V111H184L185 107L187 108V105L190 104V101H191V99H192V98L190 99V97H189V95L191 94L190 91H192V90H189V91H188V88L190 87V85H191V88L193 87V86H192V83H191L192 81L187 82V83H191L190 85L187 84V85H189V87L187 88L186 85H183L184 87H182V84H181L180 81H178V79H177V78H180V76L182 75V73L180 74V72H181L183 69H184V70L186 69V71H187V68H186V67L184 68L185 63L179 61V58H178V60L175 59L176 62L174 61V58L171 60L172 56H170V59L168 60V63L170 64V68H171V66H173V65H175V64H176V65H177V64L180 65V62H181V64H182V65H180V67H179L180 69H178V70H177V68L175 69V71L177 70L178 73L174 71L175 66L172 67L173 69L171 68L172 71H171L169 68H167L168 71L170 70L171 72L175 73V74H174V75H175V78H174V77H173V78L171 77L172 79H174L172 85H175V82H176V83L179 82V84H181V85H178V86H181L183 89L186 87V88H187V93H188V92L190 93V94H188V95H185V94H183V93H186V91H185L186 88H185L184 92H183V89L181 88L182 93H181V91L179 90L180 88L178 89V90L180 91V93L183 94L182 96L185 95L183 98H186V96H188L189 99H190V101H189V103H188V100H189V99H188V97H187V99H188V100H187V103H188V104H187L186 101H185L186 99H183V101H184L187 105L185 106V103H182V105H181V103H179L181 106H183L182 109H181V106H179V108H180V110H179V108H176V103H177V102H180V101L182 102V100H179V101H178V100L175 99V101H174V99H173L174 97H173L172 100H171V96L168 95V94H169V92H168L169 89H166V90H168V91H167L168 93H166V92L164 91L166 94H163L164 92H163V91H160V89H161V90L163 89V88H161L162 85H163V86L166 85L167 87L169 86V85L167 84V83L169 82V80H170V78H168V75H167V76L163 75V76H165V78H164L165 80H166V77H167V79H169L168 81L166 80V82H167L166 84L164 83L165 80H164V81H161V82H163V84H162V83L160 82L161 79H159V81H158V80L155 81V80H154L155 78L153 77V78H154V79H153L154 82L157 84V85H156V84L153 82V80L150 79V78L152 77V76H151V75H152L151 72H153V75L156 76L157 74L154 73V70H155V72H156V68H155V67L158 66L157 69L159 70V68H160L161 66L156 65V64H157L156 62H155V63H156V64H155L156 66H155V65H153L154 62H152V63H150V64H152V67H154V69L151 68V66H150V69H149V68H148V67H149L148 65H150V64L147 63L148 60H146L145 58H144V59H141ZM165 58H166V57H165ZM5 59H6V61H5ZM15 59H16V60H15ZM27 59H29L30 62H29V60L27 61ZM48 59H47V60H48ZM55 59H56V60H55ZM71 59H72V58H71ZM71 59H70V60H71ZM74 59H75V58H74ZM87 59H85V60L87 61ZM140 59H141V60H140ZM180 59H181V58H180ZM237 59H238V58H237ZM261 59H263V60H261ZM11 60H13L12 63H14L15 66H17L18 68L20 67V68H19V69H18L17 67L15 68V66L11 63ZM14 60H15V61H14ZM38 60H40L41 62H38ZM79 60L77 59V61H79ZM85 60L83 59L82 61L85 62ZM144 60H145V61H144ZM164 60H165V59H164ZM164 60H163V61H164ZM170 60L173 61V62H169ZM238 60H239V59H238ZM238 60H236V61H238ZM240 60H241V59H240ZM260 60H261V61H260ZM3 61H4V62H3ZM16 61H17V63H16ZM23 61H25V62H23ZM26 61H27V62H26ZM34 61L37 62V65H34ZM42 61H43L48 67H49L48 69H46V67H45V69L48 71L47 73H46V71H43V70H44L43 67H44L45 64L42 63ZM59 61H60V62H59ZM75 61H76V60H75ZM82 61H81V62H82ZM94 61H93V62H94ZM141 61H142V62L144 61L143 63L145 64V62H146L147 64L144 65V64L141 63ZM163 61H162V62H163ZM177 61H179V62L177 63ZM243 61H239L238 63L243 62ZM18 62H19V63H18ZM48 62H50V61H48ZM57 62H56L55 64H53V62H52V64H53V67H54V65L57 66V69H56V70H58V71H55V72H59V74H60V72L63 70V69L61 68V67H62V66H61L62 64L59 65ZM70 62L73 64L74 60H71ZM79 62H80V61H79ZM93 62H92V63H93ZM136 62H139L138 65L140 64V65H139L140 67H139L138 65H136ZM160 62H161V61H160ZM234 62H235V61H234ZM252 62H254L255 65H254ZM259 62H261V63H259ZM3 63H4V64H3ZM15 63H16L17 65H16ZM22 63H23V64L26 63V64H24V66H23ZM30 63H31V66H28V64H30ZM38 63H39V66H38ZM41 63H42V64H41ZM82 63H83V62H82ZM120 63H121V62H120ZM163 63H164V62H163ZM165 63H167V62L165 61ZM238 63H237V66H238ZM251 63H252V65H251ZM9 64H10V65H9ZM19 64H20V65H19ZM32 64H33L34 66H36V67H33ZM43 64H44V65H43ZM57 64H58L59 66H61V67H58ZM113 64H114V63H113ZM121 64H122V63H121ZM161 64H162V63H161ZM169 64H168V65H169ZM242 64H243V63H242ZM244 64H245V63H244ZM244 64H243V66H244ZM246 64H248V63L246 62ZM259 64H262V65H263V66L261 67V69H262L263 71H262V70L260 71V67H259L260 65H259ZM42 65H43V66H42ZM46 65H45V66H46ZM103 65H102V66H103ZM132 65H133V66H132ZM135 65H136V66H135ZM146 65H147V66H146ZM162 65L164 66L165 64H162ZM168 65H166V67H168ZM240 65H241V63H240ZM240 65H239V66H240ZM253 65H254V66H253ZM11 66H12V68H14L15 72H13V69L10 68ZM13 66H14V67H13ZM26 66H27V67H26ZM40 66H41V67H40ZM64 66H63V67H64ZM177 66H178V65H177ZM181 66H182L183 69L181 68ZM235 66H236V62H235ZM237 66H236V67H237ZM243 66H240L239 68H241V67H243ZM245 66H244V67H245ZM251 66H252L253 68H254L255 66H257L259 69H256L257 67H255L254 69H256V71L254 72V71H252V70H254V69H253ZM21 67H22V68H21ZM29 67H31L32 70H33V68H35L34 70H36V72H34V71H33V73L30 72V71H29ZM32 67H33V68H32ZM38 67H39V69H38ZM76 67H77V69H75ZM81 67H82V68H81ZM113 67H117V70L119 71L118 74H114V73H116L117 71H116V69H114ZM145 67H147V68L149 69V70H148L149 73H148V72H146L147 74L145 73V74L147 75V76H146L147 79H145V82H143V80H144L143 78H144V77L141 78V80H140L138 77H141V76H144V75H145L144 72L147 70V69H144ZM164 67H165V66H164ZM249 67H251V68H249ZM8 68H10L11 70L8 69ZM54 68H55V67H54ZM58 68H59V69H58ZM60 68L62 69L61 71H59ZM64 68H66V67H64ZM80 68H81V69H84V70H82V72H81ZM120 68H121V67H120ZM130 68H131V71H132V77H130V73H131ZM138 68H139L141 71H140V70L137 71ZM17 69H18V71H17ZM20 69H21V71H19ZM25 69H26V70L28 69L27 72L29 71V73H30L31 76H30V75L27 76V75L29 74V73H27V72H26L27 74L24 73V72H25V71H24ZM37 69H38V70H37ZM41 69H42V70H41ZM68 69H64V70L66 71V70H68ZM113 69H114L116 72H113ZM132 69H133V70H132ZM142 69H143V71H144V72H143L144 75L142 74ZM162 69H165V68L162 67ZM251 69H252V70H251ZM7 70H8L9 72L12 71L14 74L11 72V73H10L11 75H9V72H8ZM22 70H23V72H22ZM51 70H52V69H51ZM51 70H50V71H51ZM134 70H135V71H134ZM180 70H181V71H180ZM184 70H183V71H184ZM241 70H240L239 72H241ZM246 70H247V71H246ZM257 70L260 71V74H259V72H258ZM37 71H38V73H40V74H38ZM40 71H41V72H40ZM53 71H54V70H53ZM168 71H166V72H168ZM179 71H180V72H179ZM183 71H182V72H183ZM200 71H201V70H200ZM245 71H246V72H245ZM249 71H252V72H251L252 74H251ZM7 72H8V73H7ZM16 72H18V73H16ZM20 72H21V73H20ZM43 72H45L46 74L44 75ZM51 72H52V71H51ZM107 72H108V73L113 72V73L110 74V76H112V74H114L116 77H117V75H118L119 77H121V78L118 79V81H119V80H120V81H119V82L116 81V80H115V81H114V80L112 81L113 77H112V78L110 77L111 81L109 82L108 79H105V78H106L105 75H108ZM135 72H136V73H135ZM139 72H140V73H139ZM160 72H161V71H160ZM162 72H163V71H162ZM162 72H161V73H162ZM187 72H188V71H187ZM187 72L184 71L183 73H184V74L186 73L185 75H189V74H187ZM201 72H202V71H201ZM229 72H228V75H230ZM248 72H249V73H248ZM253 72H254V73H253ZM261 72H262V74H261ZM15 73H16V74H15ZM23 73L25 74L24 76H26V79H27V77H28V78L31 77V79L26 80L25 77L23 78V77H22ZM36 73H37V74H36ZM41 73H42V74H41ZM63 73H64V79H66V76H65V73H66V72L63 71ZM63 73L61 72L60 75H63ZM134 73H135V76H133ZM157 73H159V72H157ZM161 73H159V74H161ZM188 73H189V72H188ZM197 73H200V72H197ZM233 73H234L235 75L238 74L239 77L234 78V74H233ZM245 73H246V74H249V75H246ZM255 73H256V74H255ZM257 73H258L259 75H258ZM18 74H19V75H18ZM33 74H34V75H33ZM48 74H50V73H48ZM52 74H53V72H52ZM52 74H50V75H52ZM54 74H55V73H54ZM54 74H53V75H54ZM57 74H58V73H57ZM57 74H56V76L58 77L59 75H57ZM70 74H71L72 76H71ZM124 74H125V73H124ZM127 74H125V77H126ZM139 74H140V75H139ZM141 74H142V75H141ZM148 74H149L151 77L148 76ZM159 74H158V75H159ZM169 74H170V76H171V73H169ZM176 74H179L180 76L177 75L178 77L176 78ZM184 74H183V75H184ZM215 74L218 75L217 72H215ZM232 74H233V75H232ZM12 75H14V77H13ZM15 75H17V76H15ZM35 75H36L37 79H41L42 81L40 82V80L38 81L37 79H36V81H35V77H34ZM39 75H40L41 77H40ZM42 75H43V77H42ZM114 75H113V76H114ZM136 75H138V76H136ZM158 75H157L156 77H158V78L160 77V78H161V76H158ZM161 75H162V74H161ZM174 75H173V76H174ZM245 75H246V77H245ZM253 75H254V76H257V77H259V76H261V77H260V78H256V79L254 78V80H252V79H253ZM45 76H47V77H45ZM103 76H105V77L103 78ZM115 76H114V79H115ZM123 76H124V75H123ZM189 76H190V77L186 76V77H188L187 80H190V79L193 78V77L191 78V75H189ZM250 76L252 77V79H251ZM263 76H264V75H263ZM4 77H6V78L8 77V78H9V81H8V80L5 81L6 78H4ZM15 77H16V78L21 77L19 80L23 79V84H24V85H21L20 88H21V90H23V89H26V90H27V89H28L27 93H29L31 97L28 96L29 94H27V93H26V90H25V93H26V94L23 93V92L21 91V92L23 93V94H22L23 98H21V97H22V96H21V93L19 92V93H20V95H19V93H17V92H18V90H19L18 85L22 84V83H20V82H22V80L19 81V80L15 79ZM33 77H34V78H33ZM39 77H40V78H39ZM48 77H50L49 79H52V78H53L55 81H53V80H51V81H53V82H57V83L59 82L60 85H59V90H58V89L55 90L53 94L51 93V92L53 91V88H52V90L49 89L50 91H49L48 89H46V90L48 91V93H49V94H52V95L49 96V94H47L48 96L45 97L44 95H42V94H43V91H41V90H45L46 86L48 85V83H49L48 81H50V80H48ZM108 77H109V75H108ZM146 77H145V78H146ZM148 77H149V78H148ZM184 77H185V76H184ZM184 77H183V76L181 77V78H182L181 82H182L183 80L186 81V77H185V79H183ZM217 77H218V76H217ZM240 77H242V78L240 79ZM8 78H7V79H8ZM43 78H44V79H43ZM117 78H118V77H117ZM128 78H129V79H128ZM181 78H180V79H181ZM196 78H199L200 82L203 81V79H202V78L200 79V77H196ZM232 78H231V79H232ZM238 78H239V80H241V82H242L243 78H245L243 81L246 80L247 83L251 80V84H249L250 82H249L248 84H247L246 82H244V83H246V84H244V83L242 82V85H241V83L239 84V80H238ZM246 78H249L250 80H249V79H246ZM261 78H262L263 81L260 80ZM12 79H13V81H12ZM24 79H25L26 81H24ZM32 79H33L34 81H33ZM97 79H96V80H97ZM100 79H101V81H100ZM103 79H105V80H103ZM110 79H109V80H110ZM134 79H135V80H134ZM142 79H143V80H142ZM180 79H179V80H180ZM231 79H230V80H231ZM257 79H258V80H257ZM29 80L31 81V83H30ZM43 80H44L45 82H44ZM62 80H61V81H62ZM102 80H103V81H102ZM137 80H140V81H137ZM162 80H163V79H162ZM237 80H238V83H237ZM255 80H257V81L255 82ZM4 81H5V82H4ZM10 81H11V83H10ZM28 81H29V82H28ZM37 81H38V82H37ZM63 81H62V83H63ZM69 81H71V82H70V85H67V86H68L67 88H69V89L65 90V88H66V84H69ZM81 81H80V82H81ZM87 81H88V80H87ZM177 81H178V82H177ZM204 81H205V80H204ZM204 81H203V83H204ZM214 81H213V82H214ZM16 82L19 83V84H17ZM32 82H33V84H32ZM43 82H44V83H43ZM47 82H48V83H47ZM67 82H68V83H67ZM77 82L79 83V81H77ZM77 82H76V83H77ZM111 82H113V83H111ZM130 82H132V83H130ZM138 82H140V83H138ZM141 82L145 83L144 85H146V83L149 82V86H150V87H151L150 84H152V83H153L154 85H156L158 88L160 87V88H159V91L157 90V88H156V89H153V88H155V86H154L153 88H151V89H150V87H149V90H152V89H153L154 92H155V90H157V91H158V94H160V95H159V98L162 97V99H164V97H167V100H168V101H167V102L165 101L166 103H165L164 101H162V102L160 101V102H159L160 99H157L158 95L156 94L157 97L155 96V97H156L155 100L158 101V103L156 102L157 104H155V102L153 101L154 104H155V105H154V108H156V110H160L159 108H163V106H164V105H162L163 102L165 103V106L169 107L168 104H170V106L172 107V108H171V107L167 108V109H170V110H171V111H170V110L168 111L167 115H165V113H163V111L165 110V107H164V110L161 109V110H163V111L160 110V111H161V112H159L160 114H157L158 111H156V113H155V109L153 110L154 113L156 114V117H158V118H156L155 115H154V117H155L156 119L153 118V121H154V122H157V123H160V119H161V124H165V122H166V126L164 125V127H163V126L161 127V125H159L158 127H161V128L158 130V129H157V128H158V127H157L158 124L155 123V124H156V125H154L155 127H154L153 125H151L153 128L150 127V128H151V131H150V132H152V131L155 130V128H156L158 134H159V132H160L159 135L161 136V135H162L161 133H163V129H165V127H166L167 129H169V131H168V130H165L166 132L168 131V134L165 133V131H164L165 136H164V133H163L162 137H160L158 134H156V133H157L156 131L154 132V133L156 134V136L154 135V133H151L152 135H154L153 137H155V139H157V138H156L157 135L160 137V138L158 137L159 140L157 139L158 142H160L159 145H158V146H154L155 148H154L153 146H152L153 148H152V147H151V149L149 148L150 150H153V149H154L152 152H151L149 149H148V150H149L150 152H144V151H148V150H145V149H147L148 146L150 147L149 144H150L152 141H154V144H155V145H156V143H157L156 140L150 135V133L148 132V134L152 137V140L150 139V137H148L150 143H149L147 137H144L145 135H138V133H135V131H137L138 129H139V130H138L137 132H140V129H141V131H142V128H143V127H146V126H143V125H146L147 123H148L147 125L150 126L149 124H150V123L152 124V122H151L150 119H152L151 117H153L152 115L154 114L153 112H152L153 114L150 112V111H151V107H153V103L151 104V101H152V100H151L150 96H151V97L153 96V99H154V95H155V93L153 94V93L150 91V93H152V95H151V94H148V95H150V96L148 97V96L146 95L148 92L146 93V91H145L147 88L144 89V92L146 93V94L144 93L145 95L140 94L141 90H139L140 92H139L138 90L136 91L135 94H138V93H139L137 96L134 95V96H136L134 99H136V100H140V103H142V104L139 103V105H138V104L136 105V102H134V99H133V96H132V95L134 94V92H135L136 89H140V88L142 89V88H143V87H140L141 84H142ZM151 82H152V83H151ZM158 82L161 83V86H158V85H160ZM171 82H172V81H171ZM218 82H217V83H218ZM235 82H236V84H239L238 86H240V88H237L238 86H234V85H236ZM254 82H255V83H254ZM258 82H262V83H258ZM12 83H15V84L13 85ZM27 83H28V84H27ZM29 83H30V85H29ZM36 83H37V84H36ZM38 83H39V84H38ZM40 83H41V85H44V84H45V85L47 84V85L44 86V87L42 86V88H41V86H40V87H39L40 89H39V88L36 87V86H39ZM78 83H77V84H78ZM108 83H107V84H108ZM127 83H128V84H127ZM135 83H136V84H135ZM252 83H253V84H252ZM257 83H258V85H257ZM7 84H10V85L7 86ZM26 84H27V86L30 87V88H28V87L26 86ZM31 84H32V85H31ZM34 84L36 85V86H35V92H33V91H34V88H33ZM81 84L79 85V86H80L79 88H81ZM129 84H130V85H129ZM131 84H132V86H131ZM164 84H165V85H164ZM215 84H213V85L215 86ZM255 84H256V85H255ZM260 84H261V86H260ZM4 85H6V86L4 87ZM51 85L54 86V88L56 89V87H57L58 84H56V86H55V84L53 85V84L51 83ZM51 85H49V86H51ZM100 85H101V83L99 84V86H100ZM113 85H114V86H113ZM120 85H119V87H120ZM125 85H126V86H125ZM147 85H148V84H147ZM147 85H146V87H148ZM198 85H199V84H198ZM200 85H201V84H200ZM231 85H232V86H231ZM249 85H253V87H255V86L257 87V88L255 87V88H256L255 92H254V91L250 92L251 90H254L255 88L250 87ZM10 86H11V87H10ZM23 86H26V87L23 88ZM52 86H51V87H52ZM60 86H61V87H60ZM88 86H89V87H88ZM134 86H135V88H134ZM152 86H153V85H152ZM216 86H218V84H216ZM216 86H215V87H216ZM219 86H218L217 88H219ZM233 86H234L235 88H233ZM13 87H14V88H13ZM31 87H32V88H31ZM51 87H50V88H51ZM70 87H72V85H71ZM73 87H74V88H72L71 90L75 89V87L78 88V85H77V86L74 85ZM87 87H88V88H87ZM107 87H108V88H107ZM130 87H131V88H130ZM132 87H133V88H132ZM137 87H139V88H137ZM167 87H165V88H167ZM176 87H177V86H176ZM259 87L262 88V89H260V91H259ZM7 88H9V90H8ZM10 88H13V89H11L12 91L10 90ZM15 88H16V89H15ZM48 88H49V87H48ZM63 88H64V89H63ZM83 88H82V90H84ZM103 88H102V90H103ZM120 88H121V87H120ZM120 88H117V89L119 90ZM165 88H164V90H165ZM169 88H170V87H169ZM171 88H172V87H171ZM173 88H174V87H173ZM199 88H200V86H199ZM220 88H219V89H220ZM232 88H233V89H232ZM236 88H237V89H236ZM17 89H18V90H17ZM30 89H33V91H31ZM37 89H38V90H37ZM117 89H115V90H117ZM127 89H128V90H127ZM134 89H135V90H134ZM189 89H190V88H189ZM231 89H232V90H231ZM241 89H242V90H241ZM243 89H244V90H243ZM245 89H246V90H245ZM82 90H81V91H82ZM97 90H98V91H97ZM120 90H121V89H120ZM142 90H143V89H142ZM153 90H152V91H153ZM171 90H172V89H170V91H171ZM209 90H210V88H209ZM213 90H214V87H213ZM213 90H212V91H213ZM9 91H10V93H9ZM15 91H16V92H15ZM40 91H41V93H39ZM73 91H74V90H73ZM73 91H71L73 94H75V92H77V91H74V92H73ZM85 91H83V92L85 93ZM96 91H97V92H96ZM121 91H122V90H121ZM132 91H134V92H132ZM173 91H174V92H177V88H176V91H175V89H174ZM173 91H172V92H173ZM203 91H205V88L203 89ZM222 91H223V92H222ZM231 91H232V92H231ZM256 91H257V94H256ZM258 91H259V92H258ZM262 91L264 92V89H263ZM7 92H8V93H7ZM12 92H13V94H12ZM31 92H32V93H31ZM65 92H68V93H66V95H65V94H64ZM78 92L80 93V90H79V89H78ZM83 92H81V94L77 93V94H79V97H80L79 100H80V101H81V100L83 101V98L85 97V94L82 95ZM95 92H96V94H95ZM108 92H109V90H106V93H108ZM215 92H216V88H215V90H214V93L212 92V94H214L215 96H219V95H220V94L218 93V90H217L216 93H215ZM224 92H225V93H224ZM238 92H240V93H238ZM3 93H4V94H3ZM16 93H17V94H16ZM35 93H38V94L35 95ZM44 93L46 94L45 91H44ZM88 93H86V97L89 95ZM100 93H101V95H100ZM124 93H125V92H124ZM141 93H143V91H142ZM208 93H209V91H208ZM217 93H218V94H217ZM5 94H6V95H5ZM7 94H9V95H7ZM40 94H41L42 96H44V98H47V100H49V98H50V100L47 101L46 99H44L45 101L42 100V101L39 102L40 105H39L38 103H37V105H36V102H37L38 100H40V99H39V98H40L39 96H41ZM57 94H56V95H57ZM77 94H76V95H73V97L78 96ZM87 94H88V95H87ZM172 94L174 95L175 93H172ZM206 94H207V93H206ZM212 94H209L210 99H209V97H204V99L206 98L205 100H207V101H208V99H209V100L212 102V100H211V96H212ZM234 94H235V96H234ZM255 94H256L257 96H256ZM18 95H19V96H18ZM25 95H27V99L25 98V97H26ZM33 95H35V96H33ZM38 95H39V96H38ZM56 95H55V97H57ZM81 95H82V96H81ZM130 95H129V97H130ZM173 95H172V96H173ZM178 95H179V94H178ZM207 95H208V94H207ZM221 95H220V96H221ZM7 96H8V97H9V96H10V97L13 96V99H11L10 97H9V98H10V99H9V98H7ZM24 96H25V97H24ZM42 96H41V97H42ZM68 96H67V97H68ZM83 96H84V97H83ZM126 96H127V97H126ZM176 96H177V94H176ZM222 96H223V95H222ZM233 96H234V97H233ZM253 96H254L255 98H254ZM261 96H262V97L260 98V101H258L259 103L262 102V103H260L261 105H259L257 102H255V105L258 104L259 109L261 108V106L263 107V109L261 108V109H262V110H261V111H262L261 114L263 115V113H264V97H263V96H264V95H263L262 92H261ZM33 97H34V99H32ZM35 97H37V99H38L37 101L35 100V99H36ZM53 97H54V96H53ZM61 97H62V98H61ZM73 97L70 96V98H73ZM97 97H95L96 99L94 100V96H93V98H92L91 100H94V101H96L97 99L100 100V98H97ZM113 97H112V98H113ZM138 97H139V98H138ZM147 97H148L149 99H146ZM169 97H170V100H169ZM179 97H180V95H179ZM179 97H176V98H179ZM212 97H213V99H214V96H212ZM223 97H224V96H223ZM238 97H239V98H238ZM2 98H3V100H2ZM70 98H69V99H70ZM87 98H88V99H84V100H86V102H84L85 105L88 103L87 100H89V96H88ZM107 98H108V99H107ZM143 98L145 99V102H144V99H143ZM6 99H9V100L6 101ZM25 99H26V100H25ZM57 99H58V98H55L56 101H57ZM60 99H59L58 101H60ZM74 99H78V97H76V98H74ZM125 99H127L126 101H128V100L130 99V101L126 102ZM131 99H133V102L131 101ZM201 99H202V98H201ZM204 99L202 100V103H203V104H204ZM215 99H216V98H215ZM215 99H214V100H215ZM218 99H216V100H218ZM237 99H238V100H237ZM242 99H243V100H242ZM10 100H11V101H10ZM15 100H16V101H15ZM22 100L26 101V102H25V105L22 104V102H21ZM27 100H29V101H27ZM33 100H34L35 104H33V103H34V102H32ZM53 100H54V99H53ZM91 100H90V101H91ZM136 100H135V101H136ZM146 100H147V101H146ZM148 100H150V104L152 105V106L149 105L150 107H148V105H147V104H148ZM164 100H165V99H164ZM192 100H193V99H192ZM233 100H234V101H233ZM239 100H240V101H239ZM4 101L7 102V104L4 103ZM46 101H47L48 103H45V105H44L42 102H46ZM102 101H103V100H102ZM111 101H112V102H111ZM142 101H143V102H142ZM207 101H205L206 104H210V105L214 104L213 106L216 108V105H215V104H218V103H210V102L207 103ZM1 102H2L3 104H2ZM9 102H10L11 104H10ZM20 102H21V103H20ZM31 102H32V103H31ZM65 102H66V100H65ZM68 102H69V101H68ZM97 102H98V100L96 101V103H97ZM100 102H101V101H100ZM103 102H104V101H103ZM103 102H102V103H103ZM105 102H104V105H105ZM138 102H139V101H138ZM138 102H137V103H138ZM174 102H175V103H174ZM192 102H193V103H196V105H198L197 103H199V102H196L195 100L192 101ZM214 102H215V101H214ZM216 102H217V101H216ZM8 103H9V105H8ZM15 103H17V104H15ZM23 103H24V102H23ZM30 103H31L32 105H31ZM51 103H50V104H51ZM66 103H67V102H66ZM79 103H80V102H79ZM82 103H83V102H82ZM82 103H81V105H82ZM96 103L93 102V104H95V106H94L95 108H96V106L99 105V104L96 105ZM102 103H100V104H102ZM112 103H113V104H112ZM121 103H122V104H121ZM143 103H144V104H143ZM146 103H147V104H146ZM159 103H161V104H159ZM171 103H172L173 105L175 104V108H174V109H173V106H172ZM256 103H257V104H256ZM12 104H14V105H12ZM19 104H20V105H19ZM42 104L44 105L43 108H41V107H42V106H41ZM91 104H92V102H91ZM107 104H106V105H107ZM177 104H178V103H177ZM191 104H192V103H191ZM206 104H204V105H205V108H206V106H207ZM232 104H233V103H232ZM262 104H263V105H262ZM7 105H8L9 107H8ZM15 105H17V107H16ZM26 105H28V107H27ZM29 105H30V107H29ZM33 105H34V106H33ZM38 105H39V106H38ZM67 105H68V104H67ZM79 105H80V104H79ZM111 105H110V106H111ZM114 105H116L117 108L114 107ZM146 105H147V107H146ZM192 105L194 106L195 104H192ZM192 105H189L188 108H191V107L194 108V107L196 106V105H195V106L193 107ZM199 105H200V104H199ZM199 105H198V106H199ZM4 106H5V107H4ZM6 106H7V107H6ZM13 106H15V107H13ZM19 106L25 107V109L27 108V109H26V112H25V110H23L22 107L20 108V109H22V111H21V110H20V111H21V113L24 115L25 118H24V117L22 118L23 115L17 112V111H19V110H18V109H19ZM68 106H69V105H68ZM126 106H127V105H126ZM128 106H129V105H128ZM128 106H127V107H128ZM142 106H143V111H144V113H145L146 115H144V113L141 111V110H142ZM198 106H196V108H194V110H193L192 108L190 109V111H191V110L194 111V112L191 111V112H193L192 114H194V117H196V115H199V113H202V112H203V111H200V110H202L201 108H199V107H201V106H199V107H198ZM202 106H203V105H202ZM224 106H223V107H224ZM229 106H231V103H230ZM1 107H2L3 109H2ZM31 107H32V108H31ZM35 107H36V108H39V109L37 110ZM48 107H49V106H48ZM48 107H47V109H46V108L44 109L45 114L49 111ZM79 107H80V106H79ZM92 107H93V106H92ZM94 107L92 108V110L95 109ZM197 107L199 108V111L196 110V109H198ZM210 107H211V106H210ZM210 107H209V108H210ZM214 107H211L214 111H211V108H210L209 111H210L211 114L209 113V114L207 115L208 117L206 116L207 119H206V117H205V119H206L208 122L206 121V122L203 123V124L208 123L207 125H209V127H210V125H211V124H210L211 121L214 119L213 116H214V115L216 116V114L220 111V108L224 109L222 106H221V107L218 106L219 109H218V107H217V109H218L219 111L217 110V111H218V112H217V111H215ZM17 108H18V109H17ZM33 108H35V109H33ZM113 108H114V109L116 108V109L113 110ZM125 108H126V109H125ZM146 108H149L148 111H149V110H150V111H149V112H148L147 110H146V111H147V113H151V117H150L149 114H148L149 116L147 115V113H146V111H145ZM183 108H184V109H183ZM207 108H208V107H207ZM207 108H206V109H207ZM209 108H208V109H209ZM225 108H226V107H225ZM234 108H235V107H234ZM244 108H245V107H244ZM4 109H5V110H4ZM9 109H10V110H9ZM12 109H13V110H12ZM14 109H15V110H14ZM31 109H32V111H31ZM137 109H138V110H137ZM175 109L178 111V117L175 115V117H176L177 119H175V118H174V115H173V113L176 111ZM203 109H204V108H203ZM208 109H207V111H208ZM228 109H229V108H228ZM228 109H227V110H228ZM246 109H247V108H246ZM250 109H251V108H250ZM259 109L256 108V110H258L257 112H261ZM11 110H12V111H11ZM27 110H28V111H27ZM45 110H47V111H45ZM111 110H113V111H111ZM136 110H137V111H136ZM188 110H189V109H188ZM240 110H241V109H240ZM242 110H243V109H242ZM242 110H241V111H242ZM13 111H15V112H13ZM30 111H31V112H30ZM34 111H35V112H34ZM40 111H39V112H40ZM86 111H87V110H86ZM126 111H129V113H127ZM138 111H139V112H138ZM140 111H141L143 114L140 113ZM186 111H187V110H186ZM190 111H189V112H190ZM209 111H208V112H209ZM221 111H222V110H221ZM221 111H220V114H217L216 117L214 116V117H215V120L217 119V122H215V120H214V122L212 121V123H220V120H221V119L218 120V118L221 117L220 115H223L224 112H226V109L223 111V114H221ZM229 111H230V109H229ZM23 112H25V113H23ZM32 112H33V113H32ZM44 112H43V113H44ZM166 112H167V110H166ZM169 112H170L171 114H170ZM198 112H199V113H198ZM213 112H215V113H213ZM227 112H228V111H227ZM227 112H226V114H228ZM4 113H5V114H4ZM11 113H12L13 115H12ZM17 113H18V114H17ZM26 113H27V115H28V113H29L28 116H30L31 119H32V118H33V119L30 120V121H29V120L27 121V119H26V116H27ZM124 113H125V115H124ZM138 113H139V115H140V118H143V117L145 116L143 119L146 118V119L149 120L150 122L147 121V120H146V121L144 120L145 122H143V121H142L143 119L140 120V118H139V116H138ZM30 114H31V115H30ZM32 114H34V116H33ZM101 114H105V112H104V113H100V116H101ZM113 114L110 115L109 112H108L107 116H105V117L108 118L109 115L112 116V117H114ZM116 114H117V113H116ZM126 114H127V116H126ZM129 114H130V115H129ZM195 114H196V115H195ZM212 114H213V115H212ZM257 114H258V113H257ZM15 115H16V117H14ZM105 115H106V114H105ZM142 115H144V116H142ZM172 115H173V117L170 118ZM180 115H182V118H180ZM184 115H185V114H184ZM210 115H212V116H211L212 118H211V121H210V123H209V120H208V119H210ZM228 115H229V114H228ZM7 116H9V117H7ZM11 116H12V117H11ZM32 116H33V117H32ZM96 116H97V115H96ZM98 116H99V114H98ZM98 116H97V117H98ZM100 116H99V118H97V119H100ZM102 116H103V115H102ZM131 116H132L133 119L131 118ZM141 116H142V117H141ZM146 116H147V117H146ZM224 116H225V117H224ZM229 116L232 117L231 113H230ZM229 116L223 115V117H222V118H223V123L221 122L222 125L224 124V118L227 117L228 119H230ZM13 117H14V118H13ZM20 117H21V118H20ZM127 117H129V118H127ZM136 117H137V119H135ZM148 117H150V118H148ZM217 117H218V118H217ZM10 118H11V119H10ZM51 118H53V117H50V119H51ZM173 118H174V119H173ZM200 118H201V117H200ZM8 119H9V120H8ZM19 119H20V120H19ZM29 119H30V118H29ZM53 119H55V118H53ZM53 119H52V121L57 120V118H56L55 120H53ZM58 119H60V118H58ZM97 119H96V120H97ZM102 119H103V118L101 117V119H100L99 122H101L103 125H105L106 122L103 123L104 120H102ZM104 119H105V118H104ZM128 119H129V120H128ZM131 119H132V122L130 121ZM157 119H158V121H156ZM167 119H170V120L167 121ZM183 119H182V120H183ZM205 119H204V121H205ZM16 120L19 121V122H17ZM71 120H72V118H71ZM101 120H102V121H101ZM110 120H109V121H110ZM136 120H139V121L141 122L140 124H143L142 127H141V125H139V123H137ZM162 120H165L164 123H163ZM172 120H174V121H176L177 123H179L177 126H180L181 129H182V131L180 130V128H178V127L176 126L175 122L172 121ZM226 120H227V119H226ZM226 120H225V121H226ZM20 121H21V122H20ZM49 121H50V120H49ZM60 121H63V122H64V123H61V124H62L61 126H63V128L61 127L62 130L65 129V128H67V127H68L69 125H71L73 122H75V121L73 120V122L71 123V122H70V119H67V123H66V121L61 120V119L59 120V123H60ZM97 121H98V120H97ZM105 121H108V119H107V120L105 119ZM135 121H136V122H135ZM169 121L173 122L174 124H173V123L171 124V122H169ZM184 121H183V122H184ZM186 121H187V120H186ZM221 121H222V120H221ZM15 122H17V124H15ZM22 122H23V123H24V122H27V124H33V123H34L33 125H35V127H34L33 125H32V126H30V125L28 126L26 123H24V126L26 127V128H25V127L23 126V123H22ZM31 122H32V123H31ZM68 122L70 123L69 125H68ZM99 122H98V123H99ZM128 122H129V123L131 122V124H129ZM134 122L137 123V124H134V126L136 125V126H135L136 128L133 127V124H132V123H134ZM146 122H147V123H146ZM154 122H153V124H154ZM183 122H182V123H183ZM200 122H201V119H200ZM229 122H230V121H229ZM9 123H10V125L8 126ZM55 123H57V122H55ZM65 123H66L68 126L64 127ZM98 123H97V125H98L99 127L102 128L103 125L101 124L102 126H100ZM108 123H109V122H108ZM124 123H125V125H124ZM168 123H170V124H168ZM184 123H185V122H184ZM252 123H253V122H252ZM25 124H26V125H25ZM48 124H51V121H50V123H48ZM53 124H54V122H53ZM79 124H81V126H82V123H79ZM79 124H78V125H79ZM95 124H96V123H95ZM186 124H188V122H187ZM189 124H190V122H189ZM189 124H188V125H189ZM221 124H218V125L220 126ZM229 124H230V123H229ZM18 125H19V127H20V125H22V127L25 128V129L23 130V132L21 131L22 129L18 130V132H17V128H14V127H18ZM51 125H52V124H51ZM107 125H108V124H106V125L104 126V128H107V127H108ZM130 125H131L133 128H132V127L129 128ZM171 125H172V127H171ZM207 125H206V127H207ZM212 125H213V127H211L212 130H211L210 132H212V131L214 130V128L216 129V127H217V130H218V131H217V130H216V131H217L218 134H216V133H214V132H213V133L216 134V136H218V135H219V132H221V130H220L221 127L216 126V124H215V125L212 124ZM212 125H211V126H212ZM46 126H47V125H46ZM53 126H54V125H53ZM53 126H52V128L50 127V128H51V129H50V132H51L52 134H53L54 132H58V131H56L57 129L54 131V129H55V127H56V124H55L54 129H53ZM58 126H59V125H58ZM58 126H57V127H58ZM72 126L75 127V123H74ZM79 126H80V125H79ZM79 126H78V127H79ZM86 126H87V125H86ZM86 126H85V124H84V127H82V128H84V130L81 131V132L83 133V135L86 134V132H85V131H86V130H85V127H86ZM93 126H95V125H93ZM106 126H107V127H106ZM109 126H110V125H109ZM121 126H120V127H121ZM125 126H126V127H125ZM138 126H139L140 128H139ZM198 126H199V124H198ZM214 126H216V127H214ZM227 126H228V125H227ZM229 126H230V125H229ZM232 126H234V124H232ZM5 127H6V128H5ZM11 127H12V130H11ZM47 127H49V126H47ZM99 127H98V128L96 127V128H97V129H100ZM110 127H111V126H110ZM112 127H114V126L112 125ZM173 127H174L175 129L177 128V131H179L180 133H179V132H175V129H174ZM236 127H237V128L240 127L241 129H243L242 126H239V127L236 126ZM29 128H28V129H29ZM69 128H70V127H69ZM69 128H68V129H69ZM82 128L79 127L78 129H82ZM86 128H87V127H86ZM92 128H93V127H92ZM94 128H95V127H94ZM94 128H93V129H94ZM148 128H149V127H148ZM162 128H163V129H162ZM172 128H173V130H174V133H173V131H172ZM188 128H189V127H188ZM197 128H199L200 131H201V129H202V128H201V124H200V127H197ZM218 128H220V129H218ZM230 128H231V127H230ZM230 128H229V129H230ZM237 128H235L236 130L234 129V132L241 131L240 128H239V130H238ZM3 129H4V130H3ZM5 129H6V131H5ZM48 129H49V128H47V130H48ZM52 129H53V130H52ZM71 129H72V128H70V130H68V131H69V132H68V133H69L68 136L70 137V141H71V142L73 141V142H72V144H73V143H74V140H76V138H78V135H76V134H79V135H80L81 132L79 133V131H78V133H74L73 137L75 136L76 138H73V137L71 138V136H70V135H72V134H71V133H72V130H71ZM102 129H103V128H102ZM102 129H101V131H102ZM136 129H137V130H136ZM144 129H145V128H144ZM161 129H162V132L160 131ZM232 129H233V128H232ZM1 130H2V131H1ZM36 130H38V127H36ZM47 130H46V131H47ZM58 130L60 131V127L58 128ZM62 130H61V132H62ZM65 130H67V129H65ZM65 130H63V132H65ZM95 130H96V129H95ZM107 130H108V129H107ZM124 130H126V132H125ZM133 130H134V132H133ZM170 130H171V131H170ZM219 130H220V131H219ZM225 130H226V129H225ZM225 130H224V131H225ZM237 130H238V131H237ZM9 131H10V132H9ZM13 131H14V133H17L18 135H17V134H12ZM30 131H31V130H30ZM48 131H49V130H48ZM48 131H47V132H48ZM52 131H54V132H52ZM99 131H100V130H98V131L96 130V132H99ZM101 131H100V132H101ZM104 131H105V130H104ZM104 131H103V132H104ZM118 131L120 132L119 135L121 134L120 136H118V133H117ZM144 131H146V130H144ZM147 131H148V129H147ZM190 131H191V129H190ZM198 131H199V130H198ZM232 131H233V130H232ZM2 132H3V133L6 132V133H5L6 135H5V134H2ZM7 132H8V133H7ZM25 132H26V131H25ZM32 132H33V131H32ZM50 132H49V134H50ZM100 132H99V133H100ZM106 132H108V131H106ZM127 132H128V133H127ZM186 132H185V133H186ZM227 132H228V129H227ZM230 132H231V131L229 130L228 135H229ZM234 132H233V133H234ZM65 133H66V132H65ZM84 133H85V134H84ZM99 133H98V134H99ZM101 133H102V132H101ZM101 133H100L99 135H100V136H101V135L104 136L105 132H104L103 134H101ZM225 133H226V132H225ZM225 133H224V135H223L222 137H224V136L226 137V136H227V133H226V134H225ZM233 133H232V135L234 136ZM7 134H10V135L7 136ZM25 134H27V136H28L29 138L32 137V133H31V135H29L30 133H27V132H26ZM33 134H34V132H33ZM52 134H51V135H52ZM60 134H62V133H60ZM131 134H132V136H135L134 134H136V136H139V137H140V138H139V139H140L139 142H138V141L134 142V141H135V140H134V137H132ZM143 134H144V133H143ZM176 134H175V135H176ZM182 134H183V133H182ZM191 134H192V133H190V135H191ZM210 134H211V133H210ZM214 134H213V135H214ZM4 135H5V136H4ZM34 135H36V134H34ZM39 135H42V134H39ZM83 135H81V136L83 137ZM86 135H87V134H86ZM99 135H98V136H99ZM149 135H147V136H149ZM169 135H170V134H169ZM180 135H181V134H180ZM196 135H198V134H196ZM213 135H212V138L214 137ZM238 135H239V134H238ZM2 136H4V138H3ZM12 136H13V137H12ZM16 136H17V137H16ZM27 136L25 135L24 137H27ZM30 136H31V137H30ZM64 136H65V138H66V143H67V145L71 144V143H69L70 141H69V137L67 136V134H65V135L63 134V135L60 136V137H63V138H64ZM66 136H67V137H66ZM103 136H101L100 139H99V137L97 138V140L95 139L96 141H98V139H99V140H102V141H103V142H101L102 145L104 144V141H105V140H104L105 137H103ZM105 136H106V138H107L108 136H110V134H108V135L105 134ZM141 136H143L144 138L142 139ZM6 137H9V138H7V140H5ZM102 137H103L104 139H102ZM165 137H166V138H165ZM209 137H210V136H209ZM222 137H221V135H220V138H222ZM225 137H224V139H225L224 142H225V143H224L223 141H221V139H220L221 142H220V141H219V142H220L223 146H224V144H227V146H225V148H227L226 150L229 151V152L232 154V152H233L234 150H236V149L233 148L234 150L231 149V150H233V151H230V150H228V146L231 145L230 143H232V140H233L234 137L231 138V135L227 136L226 138H225ZM228 137H229V138H228ZM238 137H240V136H238ZM238 137H237V138H238ZM2 138H3L4 140H2ZM11 138H12V140H11ZM56 138H58V137H56ZM63 138H60V139L63 140ZM65 138H64V142H65ZM84 138H86V136H84L83 138H80V139L82 140V139H84ZM110 138H111V136H110ZM113 138H114V137H113ZM121 138H120V139H121ZM131 138H133V139H131ZM137 138H138V137H137ZM145 138H146V140H145ZM210 138H211V137H210ZM214 138L216 139V137H214ZM8 139H9V140H8ZM13 139H14V140H13ZM20 139H21V138H20ZM26 139H27V141L30 140V139H28V138H26ZM36 139H37V137H36ZM50 139H51V138H50ZM52 139H54V137H53ZM52 139H51L52 142L49 140V141H50V146H49V144H48V147H51V143L54 142V140H52ZM67 139H68V141H67ZM71 139H73V140H71ZM78 139H79V138H78ZM107 139H108V138H107ZM120 139H119V140H120ZM135 139H136V137H135ZM141 139H142L143 141H142ZM164 139H165V140H164ZM206 139H207V138H206ZM208 139H209V138H208ZM226 139H227L228 142H226ZM239 139H241V138H239ZM37 140H38V142H34V141H35V139H34V141H33V142L30 141L29 144H31V143H34V144H35V143H38V145H39V144H40V143H39V140H41V138H38ZM57 140H58L59 142H61L59 139H56V140H55V141H56V142H55L56 144H57ZM95 140H94V141H95ZM108 140H109V139H108ZM133 140H134V141H133ZM136 140H137V139H136ZM144 140H145V141H144ZM213 140H214V139H213ZM234 140H235V142L238 141L237 139H234ZM236 140H237V141H236ZM1 141H0V146H2L1 144H3V143H1ZM17 141H18V140H17ZM106 141H107V140H106ZM109 141H110V140H109ZM109 141L105 142V143H106V146H108V143H110V144L112 143V145L115 146L113 142H109ZM116 141H117V142H116ZM140 141H141V142H140ZM147 141H148L149 144L146 143ZM210 141H211V140H210ZM214 141H215V140H214ZM241 141H243V139H241ZM11 142H10V143H11ZM85 142H86V141H85ZM144 142L146 143V145H145ZM155 142H156V143H155ZM235 142H234V144H235ZM5 143H4V145L6 146ZM86 143H89V141L86 142ZM86 143H85L86 146L84 145L85 147H82L83 145H82V146L79 145V146H81V148H78V145H77V147H74V148H76V149L78 148L77 150L82 149V151H83V148L89 147L88 145H90V144L87 145ZM101 143H99V144H100V149L103 150V147H102ZM136 143H137L138 145H137ZM140 143H141V145H140ZM213 143H215V142H213ZM213 143H212V144H213ZM223 143H224V144H223ZM239 143H240V141L237 142L238 145H239ZM21 144H22V143H19V147H17V146H18V143H17V145H16V142H15V146H14V147H15L16 149L19 150ZM23 144H25V143H23ZM42 144H44L43 141H42ZM56 144H55V145H56ZM72 144H71V145H72ZM74 144H76V143H74ZM83 144H84V142H83ZM92 144H93V141H92ZM94 144H95V143H94ZM94 144H93V145H94ZM96 144H97V142H96ZM124 144H125V145H124ZM151 144L154 145L153 143H151ZM157 144H158V143H157ZM229 144H230V145H229ZM242 144H243V142H242ZM4 145L2 146L3 148H4ZM25 145H28V144H25ZM25 145H24V147L26 148L27 146H25ZM45 145L47 146V144H45ZM53 145H54V144H53ZM53 145H52V146H53ZM97 145H98V144H97ZM97 145H95L94 147H97V148H98L99 145H98V146H97ZM121 145H120V147H121ZM135 145H136L137 148L135 147ZM142 145L144 146V147H143L144 150H143L142 148H139V147H142ZM238 145H236V146L238 147ZM90 146H91V145H90ZM104 146H105V145H104ZM109 146H110V145H109ZM109 146H108V150H109L110 148L113 147V146H110V147H109ZM126 146H127V147H126ZM146 146H147V147H146ZM160 146H163V145H160ZM232 146L234 147L233 143H232ZM232 146H230L229 149L232 148ZM236 146H235V147H236ZM241 146H242V145H240V146L238 147V149H239ZM8 147H9V146H7V148H4V149L6 150V149H12V148H14V147H12V146H11V148H10V147L8 148ZM21 147H23V146L21 145ZM128 147H129V148H128ZM72 148H73V146H71V150H69V151H72ZM113 148H114V147H113ZM115 148H116V147H115ZM4 149H3V150H4ZM69 149H70V148H69ZM86 149H87V148H86ZM86 149H85V150H86ZM117 149H118V148H117ZM134 149L137 150V151H134ZM3 150L1 149L0 151H3ZM5 150H4V151H5ZM85 150H84V151H85ZM105 150H107V147H106ZM118 150H120V149H118ZM121 150H122V148H121ZM127 150L130 151V152L133 154V155L131 156V160H132V158H133V156H134V159H133L131 162H130V160H128V158H130V157H129L130 154L127 152ZM178 150H179V149H178ZM178 150L176 149V151H178ZM180 150H181V149H180ZM180 150H179V151H180ZM4 151H3V153H5L4 155H6V153H8V152L11 151V150H6L7 152H4ZM14 151H15V150H14ZM79 151H80V150H79ZM97 151H99V150L97 149ZM97 151H96V153H97L96 155H98V156H97L96 158H97V160L99 161V154H98ZM227 151H226V152H227ZM240 151H241V150H240ZM99 152H100V151H99ZM101 152H102V153H101ZM101 152H100V155L103 154V156H100V161L106 160V159H103V160H102V158H101V157H104V158H105V156H106L105 153H103L104 150L101 151ZM107 152H108V151H107ZM107 152H106V154H107ZM113 152H112V153H113ZM140 152H141V153H140ZM155 152H156V151H155ZM224 152H225V150H224ZM226 152H225V153H226ZM229 152H228V153H229ZM237 152H238V151H237ZM0 153H1V152H0ZM9 153H10V152H9ZM52 153H53V152H50V151H49V154H50V155H51ZM137 153H138V154H137ZM146 153H147V154H146ZM151 153H152V154H151ZM157 153H158V151H157ZM173 153L176 154L177 152L174 151ZM179 153H180V152H179ZM235 153H236V152L234 151V152H233V154L235 155L234 157H238L239 153H237V154H238L237 156H236ZM108 154H109V153H108ZM135 154H136V156H135ZM141 154H144V155H141ZM148 154H150V155L148 156ZM177 154H178V153H177ZM7 155H8V154H7ZM9 155H10V154H9ZM26 155H27V153H26ZM26 155L24 154L23 156L25 157ZM111 155H112V154H111ZM115 155H117L119 159H118L117 157H114ZM146 155H147V156H146ZM155 155H156V154L154 153V156H153V157H155ZM11 156H12V158H13L12 152H11ZM11 156H10V157H11ZM94 156H95V155H94ZM125 156H126V157H125ZM127 156H128V158H127ZM138 156H139V157H138ZM113 157H114V158H113ZM153 157H152V159H153ZM6 158H7V157H6ZM8 158H9V157H8ZM22 158H23L22 156H21V158H19L20 161L22 160ZM25 158H27V159H25L26 161H27L29 158L32 159V158L29 157V156H28V157L26 156ZM93 158H95V157H93ZM96 158H95V159H96ZM126 158H127V159H126ZM135 158L137 159V161H136ZM138 158H140V159H138ZM30 159L28 160L29 162H31ZM112 159H110V160H112ZM125 159H126V161H129V162L126 163ZM149 159H150V158H149ZM149 159H148V160H149ZM6 160H7V159H6ZM23 160H24V159H23ZM23 160H22V162H23ZM32 160H33V159H32ZM108 160H109V159H108ZM110 160H109V161H110ZM139 160H140V161L142 160L143 162H142V161L140 162ZM148 160H146V161H148ZM161 160H162V159H161ZM34 161H35V163H34L35 165H34V164L32 165L31 163L34 162ZM34 161H32L31 163H29V164L31 165V166H29V167L32 168V169L30 168L31 172L34 173V176L32 175V177H34V178H35L34 180H36L39 176H37V178L35 177V176H36L35 171L37 170V169H36L37 167H35V168L32 167V166H36V160H34ZM106 161H107V160H106ZM115 161H114V162H115ZM119 161H118V162H119ZM149 161H150V160H149ZM149 161H148V163H149ZM162 161H163V160H162ZM162 161H160V162H162ZM7 162H8V161H7ZM9 162H11V161L9 160ZM9 162H8V163H9ZM24 162H25V161H24ZM24 162H23V163H24ZM111 162H113V161H111ZM118 162H117V164H119ZM138 162H140V163H138ZM164 162H165V161H164ZM125 163H126V164H125ZM151 163H153V162L151 161ZM5 164H7V163L5 162ZM9 164H10V163H9ZM127 164H128L129 166H127ZM145 164H146V162H145ZM159 164H160V163H158V165H159ZM165 164H167V163H165ZM124 165H125L126 167H123ZM158 165H157V168L159 167ZM162 165H164V163H161L160 166H162ZM6 166H8V164H7ZM6 166H5V168H7ZM133 166H136V165H133ZM154 166H155V164H154ZM8 167H11V165H9ZM127 167H128V168H127ZM8 169H9V168H8ZM131 169H132V167H131ZM154 169H155V167H154ZM0 170H1V169H0ZM32 170H35V171H32ZM2 171L4 172L5 169H4V170L2 169ZM100 171H101V170H100ZM140 171H141V170H140ZM5 172H6V171H5ZM31 172H30V176H31ZM36 172H37V171H36ZM101 172H102V171H101ZM124 172H125V171H124ZM141 172H142V171H141ZM143 172H144V171H143ZM6 173H7V172H6ZM6 173L4 174V173L0 172V175L2 174L0 177H2V178H6V177L8 176V175L6 176ZM84 173H85V172H83V174H82L81 172H79V173H76V174H77V175H78V174H79V175L81 174L80 176H83V177H84V176L86 175V173H85V174H84ZM96 173H97V172H96ZM99 173H100V172H98V174H99ZM103 173H104V172H103ZM37 174H39V172H37ZM116 174H118V173H116ZM4 175H5V177H4ZM79 175H78V178H79V180H80V179H82L83 177L81 178ZM41 176H42L43 178H42ZM41 176H40L41 179L38 180V181L40 182V184H41L42 181L46 182L45 180L47 179L46 176H43V175H41ZM95 176H96V175H95ZM100 176H101V174H100ZM32 177H31L30 180L33 179ZM47 177H48V180L51 179L50 176L47 175ZM86 177H87V176H86ZM114 177H115V176H114ZM114 177H113V178H114ZM116 177H117V176H116ZM118 177H120V176H118ZM2 178H0V180H1ZM44 178H46V179L44 180ZM75 178H77V177H75ZM84 178H85V177H84ZM84 178L82 179V181L84 180L83 182L86 183V181H88L89 177H87L88 179L85 178L86 180H85ZM111 178H112V177H111ZM113 178H112V179L108 178V179H109L110 181L112 180V182L115 181V183H111V182H109V180H108V181H107L108 184H107V182H104L105 179L103 180V178L101 177L102 182L106 183V184H104V183L102 184V182H101V186H102V185H104V186L106 185L105 187H106V189L108 190L107 186H108L110 183H111V187H113L112 184H116V183H117V185H115V190H116V186H117L118 189H119L118 192H120V191H121L120 189H122L121 192L123 193V189H125V186H124L125 184L123 183V185H122V182H118V181L116 180V178H115V179H113ZM42 179H43V180H42ZM93 179H94L95 182L98 180V179H96V177L93 178ZM95 179H96V180H95ZM99 179H100V178H99ZM101 179L98 180V181H101ZM106 179H107V178H106ZM34 180H33V181H34ZM48 180H47V183H48ZM60 180H61V182H62V179H60ZM76 180H78V179H76ZM79 180H78V181H79ZM113 180H114V181H113ZM49 181H51V180H49ZM53 181H54V180H52L51 182L54 183ZM58 181H59V179H58ZM82 181H81V182H82ZM44 182H43V183H44ZM51 182L48 183V184H49V187H50V185H51ZM55 182H57V181H55ZM59 182H60V181H59ZM76 182H77V181H76ZM81 182H80V183H81ZM89 182H92V181H91V180L88 181V182H87L88 185L90 184ZM95 182H94V184H95ZM252 182L255 183V181H252ZM34 183H38L37 180H36ZM43 183H42L41 185L36 184V185H35L36 189H38L39 186L42 187V186L44 185ZM77 183H78V182H77ZM80 183H78V184H80ZM87 183L84 184L85 186H83V183H81L79 187H81V185H82L81 190H83V189L88 190V189H90V187H91L90 190H91V192L94 193V195H93V193L90 192V190L88 191V192H89L88 194H89V195H93L92 197H90V198L93 199V198H95L97 195L95 194L96 191L94 192V190L92 189V187H93V188H94V187H95V188H96V187L98 188L100 184H99L98 182H96V184H95L96 186L91 185L92 183L90 184L91 186H88ZM5 184H6V183H5ZM5 184H4V185H5ZM7 184H8V183H7ZM7 184H6V185H7ZM12 184H13V182H12ZM57 184H58V183H57ZM98 184H99V185H98ZM4 185H2V186H4ZM9 185H11V184L9 183ZM9 185H7V186H8V187L13 186V185H11V186H9ZM14 185H15V184H14ZM52 185L55 186V184H52ZM58 185H60V183H59ZM58 185H56V186H58ZM86 185H87L88 187H87ZM97 185H98V186H97ZM7 186H6V188L8 189ZM37 186H38V187H37ZM53 186H51V187H53ZM77 186H78V185H77ZM101 186H100V187H101ZM104 186H103V187H104ZM40 187H39V189L37 190L38 192H39L40 190H41V191L43 190V189H40ZM83 187H87L88 189H87V188H83ZM100 187H99L98 190H97V189H95V190H97V191L99 192V190L103 188V187H101V188H100ZM111 187H110V185H109V188H111ZM1 188H2V187H1ZM4 188H5V187H4ZM4 188H2V189H4ZM42 188H44V187H42ZM72 188H73V191H74V187H72ZM72 188H71V189H72ZM77 188H78V187H77ZM9 189H10V188H9ZM45 189H46V187L44 188V190H45ZM49 189H50V188H49ZM71 189H68V190L71 191ZM103 189H104V188H103ZM111 189L114 190L113 188H111ZM118 189H117V190H118ZM5 190H6V189H5ZM44 190H43V191H44ZM68 190L66 189L65 191L68 192ZM85 190H83V192H84ZM104 190H105V189H104ZM47 191H49V190L46 189V191H44L46 194H45L44 192H41V194L44 193L45 196H47V194H50V193H51L50 191H49L50 193H48ZM60 191H61V189H60ZM65 191H64V192H65ZM70 191H69V193H70ZM73 191H72V192H73ZM64 192L62 191L61 193L63 194ZM66 192H65L63 195H67L68 193H66ZM72 192H71V193H72ZM83 192L81 191V193H82V194H81V193H80V189H79L78 194L80 193V194H79L80 196H81V195H82V196H83V195H86V198H85V199H88V198H89V195H87V192H85L86 194H84ZM100 192H101V190H100ZM116 192H117V191H116ZM121 192H120V193H121ZM39 193H40V192H39ZM39 193H38V194H39ZM61 193H60V192H59V193L57 192V194H60V195H61ZM76 193H77V192H76ZM76 193H75V194H76ZM96 193H97V192H96ZM73 194H74V193H73ZM73 194L70 195L71 197H69V198L73 199V198L76 196V195H73ZM78 194H77V196H76L74 199H76V201L79 203V202L81 201V199L84 200L83 198H84L85 196L82 198V197H79ZM68 195H69V194H68ZM98 195H99V197H97L96 201L98 200V198H99V199L101 198L100 193H98ZM42 196H43V195H42ZM49 196H50V195H48V197H49ZM51 196H52V195H51ZM72 196H74V197H72ZM105 196H106V194H105ZM113 196H114V195H113ZM115 196H116V195H115ZM117 196H118V195H117ZM77 197L80 198L79 201H78ZM87 197H88V198H87ZM107 197H108V195H107L105 198H107ZM43 198H44V200H45L46 197H43ZM90 198L88 199V202H89L90 204H91V203L94 204L96 201H95V200L92 201V199H91V201H92V202H91V201H89ZM47 199H48V198H47ZM74 199H73V200H74ZM107 199H108V198H107ZM73 200H69V201L72 202ZM69 201H68V202H69ZM76 201H75V202H76ZM99 201L101 202V199H100ZM70 202H69V203H70ZM75 202H72V203H71V207L68 205L70 210L67 209V207H66V210L71 212V208H72L73 204H75ZM85 202H86V205H87V206H83V205H82V202H81V204H80V203H79L78 205L76 204L77 206H75V207H73V208L75 209L76 207H78V208H76V209L78 210V209H81L80 206H83L84 208L87 207V209L93 211V210H92L93 207H91L92 204L90 205L89 203H87L86 200H84L83 203H85ZM95 204L98 205V206H95ZM95 204L92 205V206H95L96 208L102 206V208H98V210H99V209H103V204L100 206V203H99L98 201H97V203H95ZM0 205H1V204H0ZM84 205H85V204H84ZM88 206H89V207H88ZM0 208H1V207H0ZM73 208H72V209H73ZM90 208H91V209H90ZM107 208H108V207L106 206V208H104L103 210L106 211ZM1 209H2V208H1ZM1 209H0V210H1ZM20 209H21V208H20ZM20 209L18 210V212L20 211ZM23 209H24V208L21 209V212L23 211ZM25 209H26V208H25ZM25 209H24V211H25ZM63 209H64V211H65V208H63ZM63 209L61 210L62 213L64 212ZM82 209H83V208H82ZM82 209H81V210H82ZM38 210H39V209H38ZM77 210H74V211L76 212ZM85 210H86V208H85ZM85 210H84V212H86ZM96 210H97V209H96ZM107 210H108V209H107ZM101 211H102V210H101ZM16 212H17V211H16ZM21 212H20V213H21ZM25 212H26V211H25ZM72 212H73V211H72ZM72 212H71V213H72ZM64 213L66 214V211H65ZM67 213H68V212H67ZM0 214H1V213H0ZM22 214H23V213H22ZM68 214H69V213H68ZM38 219H39V218H38ZM38 219L36 218V220H38ZM49 219H50V218H49ZM39 220H41V219H39ZM39 220H38V221H39ZM50 220H51V219H50ZM1 221H2V222H1ZM4 221H5V219H4ZM4 221L0 219V223H2V225H3V222H4ZM42 221H43V220H41V222H42ZM48 221H49V220H48ZM43 222H44V221H43ZM34 223H35V224H34ZM44 223L47 224V221H45ZM48 223H52V221H50V222H48ZM66 223H67V222H66ZM70 223H71V222H70ZM70 223H67V224H68V226L71 228V226L69 225ZM37 224H38L37 221L33 222V226L36 227ZM41 224H42V223H41ZM41 224H40V221H39V226H40ZM68 226H67V227H68ZM89 226L91 227V225H89ZM37 227H38V226H37ZM86 227H88V226H86ZM86 227H84V228L86 229ZM78 230H79V229H78ZM77 232H80V230L77 231ZM50 233H51V231H50ZM80 233L82 234L83 231L80 232ZM80 233H78V234H80ZM70 235H71V234H69L68 237L65 236V237H66V240L69 238V239L67 240V242L71 240L72 243H73V241L76 240L77 238L73 240V239H72V236H70ZM70 238H71V239H70ZM228 238H229V237H228ZM230 239H231V238H230ZM230 239H229V241H230ZM64 240H65V238H63V244L66 243V241H64ZM232 240H233V239H231V241H232ZM71 241L68 242V244L70 245V246H69V245H68V246H69L70 248H71V246H72V245H71V244H72ZM226 241H227V240H226ZM226 241H225V242H226ZM229 243L231 244L232 242H229ZM66 244H67V243H66ZM73 244H75V243H73ZM226 244H228V242L225 243V245H226ZM231 245H234L233 247H235L236 250H237V247H236L237 245H238V246L240 245V246L238 247L239 249H240V248H244L245 246L247 247V245L240 244V243H234V244H231ZM235 245H236V246H235ZM226 246H227V245H226ZM226 246H223V250L225 249L224 251H226V248H224V247H226ZM229 246H230V245H229ZM72 247H73V246H72ZM246 247H245V248H246ZM260 247H261V246H260ZM235 248H234V249H235ZM256 248H257V249H256ZM256 248H255V250H254L255 253L252 252L251 254H253V255H256V254L258 255V254H259V253H258V252L260 251V250H259V247H256ZM227 249H228L227 251L230 250L228 247H227ZM239 249H238V250H239ZM74 251H75V250H74ZM227 251H226V252H227ZM230 251H231V250H230ZM230 251H229V252H230ZM232 251H233V250H232ZM73 254H74V253H73ZM227 254H228L229 256H228ZM230 254L232 255L231 252H230V253H224V254L222 253V257H221V259L219 260V259L217 258V259L219 260V261L217 260V262H216V259H214V261H215L216 263H215L214 261H213V262H214L215 264H219V262H221V260H222V263H220V264H225V263H223V262H226L228 259L232 258L231 261H230L229 263H230V264H236V263H237V262H235L236 260L233 261V260L235 259L234 256L232 255V256H233V257H232ZM224 255H225V257H224ZM224 258H225V259H224ZM253 259H254V258H253ZM242 261L244 262V259H243ZM242 261H240V262H242ZM232 262H233V263H232ZM243 262H242V263H243ZM245 262H246V261H245ZM214 263H213V264H214ZM226 263L228 264V262H226Z\"/></svg>","mask_w":264,"mask_h":264}]
</instances>
